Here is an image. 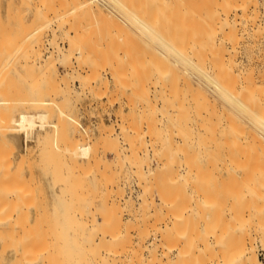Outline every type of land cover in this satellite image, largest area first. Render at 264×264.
<instances>
[{"label":"rangeland","instance_id":"rangeland-1","mask_svg":"<svg viewBox=\"0 0 264 264\" xmlns=\"http://www.w3.org/2000/svg\"><path fill=\"white\" fill-rule=\"evenodd\" d=\"M98 1L97 0H0V23H1L0 29L3 30V32L0 31L1 34L3 35L2 36L0 34V39L2 38L4 40H6L5 39L6 38L5 33H7L9 31L8 33H10L11 35H10V37H9V35L7 36L8 46H10V43L13 47L15 46L16 43L23 46V45H26V43H28V42H26V40L30 41L29 43H31V44H32V42L36 43V44L33 43L34 46L33 45L29 46V43H28L26 46L27 48L25 46L24 47H22V46L17 47L18 44H16V46H15L16 48H13V47L11 48V46H10L11 50L15 49V53H13L14 50L11 52V54L9 53V51H7V52L10 54V56L14 55V57H16V56H18V57H16L17 59H15L14 57L11 56L9 59H6L7 61L10 62V65L7 64L9 62H6L5 64L0 62V64H1L0 68L2 70H6L5 65H9V68H10L9 71L6 70L4 72L5 74H3V75L1 74V73H3V71L2 70L0 71L1 72L0 76L2 75V77H3V81L0 79L2 81V82L0 81V87L5 84L4 83L6 81L5 77H8V78L10 77L12 79H15L16 82L18 83V85L22 86V87L20 89V87H18L17 83L14 82L15 80H11V79L6 78L7 79L6 82H7L8 86H10V88H12V87L15 88V89L12 88L15 91V93L13 90L11 92H13L12 96L14 94H16L17 102H15L16 99L13 98V97H15V95L13 97L9 95V91H8V89L10 90L9 87H8V89H7V87H5L6 88V89L4 88L5 91H3L4 90L3 87H2V89H0V91H1L0 99H3V97L5 98L6 96H7V98L11 97L12 99H14L13 100L14 102H12L14 104V105L12 104L13 107L7 108L8 111H10L12 109V112L10 114L13 115L14 117L16 115H19V113H21V112L38 113V112L45 111V110L48 111L47 108L43 109L41 106H40V108H37L36 106H39V105L35 106L33 103L40 101L39 99H41V98H42L41 100H43V99H48L49 101L52 100V101H50L52 103H50V105L48 107L50 109L49 111H51V114L48 111L51 117L49 116L48 122L46 123V125H47L46 129L48 131L47 132L48 134L46 133V131L41 130L40 127H36L37 129L36 128L34 129V133H31L30 138L28 139V141H26V138H25L26 137V131L24 129H18L20 127H17V129H16L17 132L15 131V133L17 135H19L20 139H21L19 141L20 142L19 146H21L20 150L22 152H21L19 161L22 160V162L20 163L21 169H22L21 179L23 178L24 181L23 180L22 181H23V183H25L24 185H21L20 187L22 188V186H24V187L31 186L30 188H28L29 190H27V188L25 189L27 191H30L33 189L32 186H34V189L32 191L33 196L30 195L29 196V197H31L30 199H29V197L25 198V199H24V197L21 198V200L22 199L25 200V201L23 200V202H25L24 204L21 201L22 202V205L20 204L21 205V211L23 209H24V211H26L25 208L27 207L28 213L26 212V214H25L26 216H25L24 212H23V214L21 212L24 219L21 218V216H20L19 221H20V223H22L24 221V223H22V224H25V225L22 226V224H21V226L23 227V229L24 228L26 230L29 229L28 231H30V229H31V228H29L30 226L33 227L38 223L35 226V229L34 228L31 229L33 232L36 233V237H37L36 240H39V238L42 236L41 234H43L42 237H44V236L48 237L47 239H49V238L55 239V237L57 236L55 240L56 241L58 240L56 243L55 240H53V239L47 240V239L43 238L40 241V243H39V241L36 242L37 244L39 243L38 246L39 245L41 246L40 247L41 250H44V248H45V250L42 252L38 251V253H41L39 255H42V256H39V259H38L36 264H44V263L48 262V260L47 261H43V260H46L45 254L48 253L47 249H50V246L54 247V244L59 245V248L61 251L65 250V253L66 252L70 253L71 248L74 249L75 246L77 248L78 247L80 248L81 245L78 246V242H81V239L83 240V238H85V240H87L89 242L90 240L93 239V238H91L89 240V237L96 236V233L94 231L97 228L91 227L92 222L90 223V221L87 220L88 218L90 220L92 217H89L90 216L89 214L86 215L84 213L85 214L84 215L82 213L85 210H87V212H88L89 208H87V206H84V204L85 205L89 204L87 201L93 202L92 203L93 205L92 204H91V206L88 205V207L89 206L91 207L92 211L96 207L97 211L100 213L99 214L98 212H96L94 210L95 213H98L95 215H96V218H98L99 224L101 226H103V224L100 222H102L103 218L105 217L106 222L105 223L103 222L104 225H106L107 228H111L110 229L111 233L115 232L117 234V236L121 237V239H122L121 245H120L121 250L126 251L129 249H132V250L138 251L140 249V254L144 255L145 257L149 256V260L153 259L152 256L155 255L156 260L152 263H176L175 260H177V263H198V262L202 263L203 262L202 259L204 257L202 255V257H201L202 262H200L201 261L199 259L200 256L198 257L197 253L201 249V247L203 245H205V243L208 240L209 241L211 240L210 242H212V244L209 242H208V244L211 247H214V250L216 252H217L218 248L221 247V249H222V246L224 247V245H222V243H220V241H218V244L220 243L219 245L216 244L217 241H215L216 242L215 243L213 240L214 238H211L212 236L209 235V233H208L209 236L207 237V239H205L206 240L205 243L203 241H202L203 244L201 243V240H203L204 236L207 235L206 234L207 231H205L203 229L204 228L203 226L205 224H207L208 222L206 220H204V222H207L204 224V222L201 221V218L199 219V217H201L203 215V213H205L206 214V215L204 214L205 218L207 217V220H209L210 217H212V216L215 217L213 215V212H214V214L217 213V215L215 214L216 215V217H215L216 223L214 222L215 218H214V220L211 218V220H213V221L210 220V222L216 225V226L214 225L215 228L218 227V225L220 224L219 218H220V222L221 221L224 222L223 226H222V224L219 226L220 230L222 227L226 228L227 226H229L227 228H229V230H231V232H233L232 231L233 228L236 227V229L234 228V233H236L234 239L232 236H230L231 232H229V234H227L228 232H226V231L228 229H226V231H225V229L223 230V228H222L223 231H221V237H222V232H223L224 239L226 238V235H228L230 238L232 237L231 239L236 241V244H235V241L233 244L235 245V247H238V249H240V251L242 249L241 245L245 244L246 242H247V244H245V246H247V247H249V245H250V247L254 246L253 249H254L255 255L257 256L260 263L264 264V198H263L264 197V194H263L264 193L263 192L264 186L261 185L264 183V182H262V179H261V177L262 178L264 177V171H263L264 170V158H263V156H264V148H263L264 144H259L260 146L263 145V147L261 146L262 148H259V145L257 146L258 141L255 142L256 145L254 144V147L256 146L255 151L257 153H259V152L261 153L262 149H263V152L261 153L262 155L259 153V155L263 158V160L256 153L254 158L256 160L261 159V161L258 160L257 161L258 163H257L256 160H254L257 164L256 165L254 162V166L255 165L258 166L260 163L261 164L258 167H256V166L254 168L252 167L251 168L252 170L250 169V171H249V169H246V168H249V166H248L249 164L246 165V167L243 166L245 169H243V167H241V168L239 167L237 169L233 168L234 170L231 168L225 167L224 165L221 166L223 158L222 159H220V158H221V156L224 157V153H225V151H223V149L225 147L222 146L224 144V140H223L224 137L222 140L219 141V145L214 147V149L211 151L212 153L210 152L211 155L209 154L208 156L207 155L200 156L199 151L197 149L198 144H196V145L194 144V143H196V140H197V136L195 133L196 130H195V113H194V110H195L194 107L196 106V105L194 106V103L197 99L196 98L197 94L194 93L197 91L196 82H195L196 81V77H195L196 61L195 60H197L196 58H198V57L196 56L197 55V53L195 52L196 50L193 51V48L198 47V45L196 44V43H198V40L196 42V39H194V37H193L195 35H193V34L196 33L197 28L200 29L202 27V23H205V21L202 22V20H201L200 24L198 22L197 28H195L196 29L195 30L193 28L196 27L194 25H196V22L198 20L195 21V19H192V21H191L189 19L198 17V14L194 13V12H198L195 9L198 8L200 10V8L202 7L200 11H202V9L205 11L204 7L206 8L207 3L208 4L213 3L212 4L213 7H211V8L214 9L218 6V4L215 5L216 7L214 6V3L216 4L217 2H214V0H212V1L210 0L209 1L210 3L209 2L206 3L205 1H203L204 2L203 4H205V6L204 5L202 6V3H201V4H199V7H197L198 3L194 2L195 0L194 1L189 0V2L187 0L186 2H188V3H186L184 1V4L186 3V5H184V6L182 3H180L177 0L174 1V2H176L175 4H177V5L174 4L173 0H168L171 3L173 2L172 5H170L171 3H168L167 0H165L167 2L162 1V0H158V2L161 1V2H159V7H158V5H157L158 2L156 3L157 0H145L146 3L144 0H128V1H130V2H128V4H126L127 0H119V1L118 0H103L105 3L102 0H98ZM113 1H118V2L121 1L120 3L122 5L116 4ZM134 1H136V4L134 3ZM143 1H144V3H143ZM149 1H151V2H149ZM191 1H193V2H191ZM206 1H208V0H206ZM235 1H237V2L239 1L238 2L239 4H242L243 2H245L246 5H249V7L247 6L244 8H240V7H243L245 4L243 6H241V5L239 6L240 9L246 8V10H242V11L239 9L243 15L240 14L241 12H239V10H237L238 12L237 11L235 12L236 14L238 13L237 15L234 14L236 16L235 19H236V21L239 20L240 23L239 22L236 23L234 25L235 27L232 26L233 24L232 25L230 24V23L236 22L234 20V15H233L234 11H232L229 14V17H227V19L229 18L228 19V23L230 24V25L228 24L229 27L225 26V25H227V20H226V21H224V22H226V24L222 25L221 29L215 30L216 31L215 33L212 30L215 29L214 27H218L220 25H217V26L215 25L212 29H209V31H211L213 33L207 31L208 29L206 28L207 33H205L206 36H204L205 34L203 33V30L205 29V26H207V27L210 26V25L208 26L205 24L204 29L202 30V32H200V33H203L202 35L206 38L207 34L208 35L210 34V36H212L213 34L216 35V33L221 31V32H219V35L218 34L216 36L213 35L212 37H214V38L217 36L221 37V33H222V35L224 34L223 35L224 36V40H223L224 43H222V41H221V38L223 39V36H222L221 38L218 37L220 40L218 38H215L214 40L211 39V40H213V43L211 41V46L214 44V41L219 46L218 41H221L220 45L222 43V45H224L225 47L221 46L222 50L220 47V51H224L223 49L226 48L225 49L226 52H224V53L221 52L222 54L221 53L219 54L220 51H218L219 47H217V45L216 46L214 45V46L216 47L218 53L215 54L216 50H215V47H213V46H212V48L214 49L213 50L214 53L210 52V51H212L211 49H210V51L207 50L208 48H206V47H208L207 45L210 44V38H212V37L208 36L209 40H208V38H207V40H203V46L205 45L206 49L204 47L203 48L209 52L206 53V51H205V54H203V55L207 56V57L208 56L210 57L211 54H212L211 57L221 56L223 58L222 59L223 62H226L227 60L229 62V60H232V62L230 61L231 64H233V63L235 64L238 61L241 62V63L238 62L239 64H242L244 62L243 63L244 67L242 65L243 68H240L241 65H239V64H238V67H235V65L237 63L235 65H232V67H231L230 63L227 62L228 63V65H227L228 70H231V72L232 71L234 72V73L229 72V74H231V76L228 74L229 75L228 78L231 77V79H229V81L230 82L232 81L231 83L229 82V85H231V84L234 85V83L236 81L238 82V79H240V78L246 79V76L248 78H253V80H251V81H253L252 83L254 84L255 87H253V84L249 83L250 80L248 82L245 80L244 83L238 82L239 84H237V82H236L235 83V85H237L236 89L240 88L241 90H244L243 87H245L246 91H249V93L248 92L246 93V95L248 94L247 96H249L247 98H250V96H251L252 102L258 101L257 103L254 102L255 104L251 102L250 106H251V104H253V106H257L259 101H260V104L263 105L264 104V98H263L264 94H262V93L264 91V88H263L264 87V83H263L264 82V76H263L264 75V68H263L264 67V0H256V1L255 0L254 1L253 0H243L242 3H240L241 0H235ZM252 1L254 4H252ZM153 2H154V5L152 4L153 7L150 6L151 7L150 8L147 6V4L150 5ZM198 2H202V0L198 1ZM237 2H236V4H237ZM189 3H190V5H192L191 7L189 6L190 9L193 7V9H191V10H193V12L187 7V4L189 5ZM124 4L127 6H124ZM133 4H135L134 5L135 7L133 6ZM163 4H167V5L164 6ZM194 4H196V6H193ZM128 5H129V7H128ZM140 5H143V6H140ZM180 5L183 7L180 8L179 7ZM200 5H201V7H200ZM168 6H170V7H168ZM174 6H176V8ZM210 6L211 5H208V7H210ZM254 6H256L257 8ZM132 7H134V8L132 9ZM141 7H142L143 11L140 10ZM183 8L186 9L188 14L186 12H184V13L182 12ZM130 9H131V11L129 12ZM137 9L140 10L137 12H140L141 14L134 11ZM132 11H134L135 13H133ZM190 11H191V13H190ZM200 11L198 12L199 16H200L199 19L202 17L203 20H205L206 18H204V16L200 15V13L203 14L204 11H202V12H200ZM142 15H145V17ZM186 15H187V17H186ZM240 15H242V16L240 17ZM20 16H21V18H20ZM149 16H151V17L147 18L148 20L146 19L147 20L146 21L144 18L149 17ZM155 16L158 17V19ZM188 16H190L191 18ZM237 16L239 17V19ZM248 16L250 19H248ZM133 17H134V19H133ZM140 17H141V19H140ZM181 17L183 18V20ZM252 17L255 18L256 20L252 19ZM214 18L215 17H213V19ZM142 19L145 21V23H147V25L144 23V21ZM159 19H162L163 21L162 20L159 21ZM184 19H186V21L188 19L189 21H187V22L189 24L187 22H184ZM213 19H211V20H213ZM123 20H124V22H123ZM141 20H142V22H140ZM179 20H181V21H179ZM154 21H155V23H154ZM207 21L209 24L210 21L209 20H207ZM231 21H233V22H231ZM157 22L158 23L160 22V24H161L160 29L157 26V25H159ZM181 22H184L185 24L187 23L186 25L187 26L189 25L188 26L189 28L186 25L184 27L183 26L184 24H182V27L184 29L182 27H180ZM193 22H194V25H193ZM241 22H242V24H241ZM176 23H178V25ZM252 23H254V24H252ZM22 24H23V26H22ZM58 24H59V26H58ZM148 24H149V26H148ZM155 24L158 28L154 27ZM190 24H192V25H190ZM1 25H4L5 27L1 28ZM199 25H201V27H198ZM70 26H73V27H70ZM127 26H129V27H127ZM190 26H193V27L191 28ZM72 28L76 29L77 31L76 30L74 31ZM120 28H121V30H120ZM147 28H150L152 31L150 29H147ZM256 28L260 31L258 32ZM24 29H27V30H24ZM67 29H70V30H67ZM155 29H157V30H155ZM229 29L234 33L231 32V34H228V33H230ZM261 29H262V31H261ZM124 30L126 31L125 33H124ZM137 30L138 31L140 30V32H138ZM147 30L148 31L150 30V31L148 32ZM177 30H178V32H177ZM186 30H187V32L188 31L189 32L187 33ZM253 30L256 32L255 34H254ZM19 31H20V33H19ZM37 31L39 34L37 33ZM65 31H66V33L68 32V34L64 33ZM84 31H86L87 34L89 33L88 36H87L86 32H84ZM130 31H131V33H130ZM165 31H167V32H165ZM14 32L17 33V35L14 34ZM164 32L167 34V36L163 34ZM181 32H183V33L180 34ZM224 32H227L228 36H225ZM26 33H28V34L26 35ZM36 33L39 35V36H37V38L41 42L44 41L42 44H41V42L37 43V41H39V40L34 38V37H36L35 36ZM69 33H70V36H68ZM79 33L81 35H83V37H81V35ZM83 33L86 35L84 36ZM141 33H142V35H141ZM198 33H199V31H198ZM198 33L196 34V36L199 35V36H197V39H199V37H200V34H198ZM22 34L25 35L26 37H24ZM65 34L68 37H65ZM185 34H187L188 36H185ZM14 35H16V36H14ZM20 35L23 36L24 38L23 37L21 38ZM28 35H29V37H28ZM54 35L57 37H55ZM73 35L78 36V38H79V36L81 37L80 40L77 39L76 37L75 38L78 41V43L81 42V46L84 47L83 49H85L84 51H80V52L83 53V55H84V56L82 55V57L86 58V59H84L86 64L84 61H82L83 59L81 61L84 63H82V64L80 63L81 57L79 55L81 53L78 52L79 50L77 51V49L81 48L79 46V44L77 43L78 46H77V44H75L77 46V48H76L75 45H74L75 47L72 45L73 41H71V40L69 41L70 37H72ZM124 35H125V37H124L125 39L123 38ZM131 35L132 36L134 35L133 38H131L132 37ZM163 35L165 36V38ZM74 36L72 39H74V41H75L74 43H76L77 41L75 40ZM181 36H183V37H181ZM15 37L17 38V40H15V41H17V42L16 43L13 42L14 44H12L11 40L13 41V39ZM53 37H54L55 41L52 40ZM84 37H86L87 39L85 38L86 39L85 40ZM126 37H128L127 38L128 40L126 39ZM129 37H130V39H129ZM226 37H228V38H226ZM255 37H256V39H255ZM82 38L84 39V41L83 40L82 41L85 43L86 47L83 46L84 43H82V41H81ZM2 39H1V41H2ZM19 39H21L22 41ZM147 39H148V41H147ZM227 39L229 40V42ZM18 40L20 41V43ZM165 40H166V42H165ZM230 40H232V41H230ZM86 41H87V43H86ZM172 41L174 42V44ZM205 41L206 42L208 41V43H206ZM4 42H5V44H3ZM4 42H2V44H0V47L3 45L0 48V54L2 53L3 56L2 55L1 56L6 58V56H8L9 54H7L5 51L8 46L6 45L7 44L6 41H4ZM52 42H53V44H52ZM181 43H182L183 49L181 46L180 47L181 51H180L179 46L181 45ZM57 44H59L58 46L60 48L64 49L63 50V49L59 48L62 51V53H61V51H59V53L57 54V52H58V51L56 52V48L58 50ZM52 45H54V46H52ZM174 45H177V46H174ZM28 46H29V48H28ZM43 46H44V48H43ZM54 47H56V48L54 49ZM163 47H165V48H163ZM191 47H193L192 50H191ZM247 47L248 48L251 47V48H249L250 50ZM17 48H20L19 50H21V51L24 50L23 51L24 53L22 54L21 51L16 50ZM37 48H39V49H37ZM40 48H42L43 50L40 51V54H39L38 52H39V50H41ZM52 48H53V50H52ZM90 48H91V50L89 51ZM93 48H94V50H93ZM160 48H161V50L163 48L164 51L163 50L160 51ZM170 48H171V50H170ZM26 49H30V50H28V52H27ZM33 49L36 50L37 54H34L35 52ZM83 49H81V50H83ZM127 49L128 50L130 49L131 52L128 51ZM31 50H33V51H31ZM227 50L229 52H227ZM16 51H18V52L16 53ZM52 51L54 52V55H53V53H51ZM125 51H127V54L125 53ZM185 51L187 53H184ZM3 52H5V54H3ZM31 52H33V53L31 54ZM69 52H71V53L74 52V53L71 54ZM197 52L199 53V55H201V53L199 52V48H198ZM41 53H42V56H41ZM86 53H88L90 55L93 54V55L90 56ZM193 53H195V54H193ZM232 53H233V55L235 54L234 56L236 58L232 55ZM15 54H18V55L15 56ZM190 54L192 56H194V55L195 56L191 57ZM226 54H229V55L231 54V56L227 55L230 57V59H229V57H226ZM25 55H28L31 58L30 57L28 58V56L24 58ZM34 55L36 57H34ZM124 55L127 58H125ZM236 55H238V56H236ZM51 56L54 57V61H53V58ZM92 56L97 57V58L100 57V58H98V60H96L97 58L95 59ZM243 56H245V57H243ZM249 56L250 57L253 56V57L250 58ZM216 57H214L212 59H213V62L215 61L214 62V63H216L215 65L217 67H219V65L221 64L220 62H222V61H221L220 57H218V61H217ZM231 57H233V58L231 59ZM12 58L15 59V60L13 59V63L11 62ZM26 58H28V59H26ZM47 58H48V60H47ZM75 58H77L79 60L77 61V59H75ZM89 58L90 59L93 58V60L88 61ZM128 58L132 59V61H130ZM185 58H186V61H185ZM234 58L236 60L238 58V60L237 61L235 60L236 61L235 62L233 60ZM10 59H11V61H10ZM50 59H52V60H50ZM125 59L126 60L128 59L129 63ZM2 60H0V61H2ZM6 60H3V61L5 62ZM27 60H28V62H26ZM49 60L53 61L52 67L50 65L51 62ZM34 62L36 64H34ZM78 62L80 65H78ZM247 62L249 64H247ZM25 63H27L28 67H26ZM71 63H72V67H71ZM185 63H186V65H185ZM214 63H213V65H214ZM227 63L224 64L225 69H226ZM2 64H3V68H2ZM29 64L34 65L35 68L30 67ZM47 64H49L50 67ZM53 64L55 65V67H53ZM64 64H66V65H64ZM97 64H98V67H97ZM131 64L134 65V67H132V70H131V73H133L132 75L130 73ZM11 65H12V67H11ZM46 65H47V68H46ZM81 65H82V67H81ZM87 65H88V67H87ZM91 65L93 68L91 67ZM22 67H23V69L25 68L24 71H23ZM43 67L46 69V71ZM111 67H114V70H111V69H113ZM27 68H29V69H27ZM40 68H42L41 69L42 72L40 71ZM56 68H57V70H56ZM189 68L192 70H190ZM235 68H236V70H234ZM93 69L96 71H94ZM134 69L135 70L137 69L136 72L139 73V75L136 74V72H133ZM238 69L240 70V72L243 73V77L241 76L242 73L237 71ZM53 70L57 74H54ZM89 70H92V71H89ZM249 70L253 72L252 75L249 72ZM17 71H18V73H17ZM47 71H50V73L52 72L53 75ZM93 71L95 72V75H93L91 77V75L94 73ZM111 71L113 73H111ZM143 71H145V72L143 73ZM146 71H148V72H146ZM149 71H151V73H149ZM157 71H159V72H157ZM28 72L33 74V75H30ZM90 72H92V73H90ZM181 72L184 74V78H185V80H183V82L186 81V83H187L188 82L187 80H189L190 84L189 83H187V84L190 85L189 87L191 89L188 87V85L185 82H184V84L187 85V87L185 85H183V83L181 82V79L183 78V74ZM247 72H248V74L249 73L250 74L247 75ZM257 72H259L260 74L259 73L257 74ZM42 73L46 76H44ZM72 73H73V75H72ZM76 73H81V74H76ZM158 73H159V77L162 78L161 80L163 81V87L160 85V84H162V83H160L161 81L159 80L160 82H158V78H159ZM180 73L182 74V78H181ZM235 73H236V76L240 73L238 75L239 77L237 76L238 78H236L237 80L232 78L235 76L234 75ZM8 74H10V76ZM96 74H97V76L99 74L100 75L97 77ZM142 74L144 76H148V78L144 77ZM245 74H246V76H245ZM38 75H39V77H37ZM59 75H60V77H59ZM63 75H64V77H63ZM250 75H251V77H249ZM20 76H22V77H20ZM40 76H41V79H40ZM48 76H50V79ZM77 76H79V78H77ZM84 76H87L89 78L88 79L86 77L84 78ZM24 77L25 78L27 77V78L25 79ZM56 77H57V79H55ZM62 77H63V79L67 78V80L64 79L63 82L68 81L65 83H67V85H68V83H70L69 84L70 89L68 87H67L68 90L65 89L66 84L62 82V79H60ZM93 77L94 78L97 77V78L94 79ZM137 77H139L140 79ZM30 78L31 79L33 78V79L30 80ZM81 78L86 79V80H84L85 82L82 81ZM90 78H91V80H90ZM233 79L235 80V82H233ZM241 79H240V81H244ZM8 80H11L10 84H9ZM26 80H27V82H25ZM48 80H51L52 82H53V80L56 81L54 83L57 86H54L55 84L52 83L51 81L50 82L53 84V86H50L51 83ZM58 81H60V83L62 82L63 84L62 83L60 84ZM156 81H157V84L159 86L158 85L154 86V84H156ZM31 82L33 83V85ZM246 82H247V84L249 83V85L245 86ZM257 82H259L260 84ZM12 83L14 86L12 85ZM59 84H60V86H58ZM82 84L85 86L87 84V86L85 87ZM250 84H251V87H250ZM232 85H231V87L234 88L235 85H234V87ZM256 85H258V86H256ZM79 86H80V88H79ZM156 86L158 88H156ZM54 87H56L57 89H61L58 92H60V91L65 92V90H66L65 93L63 92V96H65V98L66 97L67 98L65 99L62 96V93H61L60 97L58 98L55 95V93L57 91L56 92L54 91L55 92L54 94L52 92H48V91H53ZM256 87H258V88H256ZM56 88H54V89L57 90ZM87 88H89V89H87ZM161 88H163V90ZM249 88L252 90H250ZM17 89H19V92L16 91ZM45 89H48V91H46ZM240 89H239V91H240ZM258 89H260V90L258 91ZM41 90L43 91V93ZM69 90H71V91L75 90V91L71 92L72 94H70ZM67 91H69V92L67 93ZM239 91H238V93H239ZM5 92L8 93V94L6 93V96H4L5 94H2ZM11 92H10V94H11ZM20 92H21V94H20ZM46 92H48V93H46ZM58 92H57V95L59 94ZM75 92H76V94L78 93V95L75 96L74 95ZM50 93H51V97H50V95H48ZM160 93H161V96L159 97ZM242 93H245V92H242ZM163 94H164V96H163ZM252 94H254V95H252ZM256 94H259L258 95L259 97ZM260 94H262V95L260 96ZM20 95H23V96H20ZM54 95L56 96V98ZM162 96L165 97V99H166L165 103L161 102V100L163 99ZM242 96H244V95H242ZM245 96H244V99L246 98ZM252 96H254V97H252ZM193 97L196 99H194ZM26 98H28V99H26ZM53 98H55V99H53ZM158 98H160V101L158 100ZM63 99L65 100V102L63 101ZM77 99H79V100H77ZM53 101H55V103ZM248 101H250V99ZM248 101H247V103H249ZM59 102H61V103H59ZM16 103H17V106H16ZM61 105H63V106H61ZM34 106L37 108L36 109L37 111L35 109H33ZM250 106L248 105V109ZM258 106H259V104H258ZM258 106H257V108H258ZM52 107H54V108L52 109ZM256 110L258 111V109H256ZM261 110L263 111V109H261ZM0 111H1V109H0ZM52 111L54 112L53 114H52ZM253 111H254V109H253ZM61 112H63V113H61ZM57 113H58V115H57ZM60 115H62V116H60ZM59 116H60V118H59V122H58L59 124H58L57 118ZM64 118H66V119H64ZM63 122H64V124H63ZM38 124H40V123L38 122ZM53 125L54 126L57 125L56 131H55V128ZM76 126H77V128H76ZM0 127H1V122H0ZM249 127L251 128L252 132L253 131L255 132V130H254L255 126L252 127L250 125ZM249 127H247V128H249ZM59 129H61V130L59 131ZM108 129H110V131ZM112 129H113V131H112L113 133H111ZM135 130H137V131H135ZM60 132H62V133H60ZM135 132H136V134H135ZM0 133H1V129H0ZM110 133H111V136H109ZM63 135L66 136V138ZM60 136L61 137L63 136V137L61 138ZM58 137H60V139H58ZM78 139H79V141H77ZM181 139L184 140L186 143L184 150L182 149V147L185 144H183L184 142H182ZM73 140L75 141V143ZM69 141L73 142V144L70 143ZM55 142H56V144H55ZM181 142H182L183 146H182ZM40 143H41V145H40ZM58 143H60V145ZM77 143H79V144H77ZM76 144L81 145V146H85V148H87V146H89V150H87L89 158L76 156V155H73L71 153L72 151H75V148H77V147H73ZM160 144L163 145L165 148L163 146H162L163 148H161V146L159 148ZM65 147H66V150L62 149ZM53 148H54V151H53ZM219 148L222 150H220ZM47 149H50V150L52 149V150L48 151ZM57 149L62 150L61 151L62 154ZM174 149L176 150V153L178 151L177 154L175 153ZM185 149H186V151H185ZM179 150L181 152L184 151L187 156L184 155L183 152H182L183 155L182 154L180 155ZM215 150L217 151V153L220 152L218 154L219 157H217V153ZM64 151H68L70 153H67L68 155L66 154V156H65ZM169 151L170 152L173 151V152L166 155V153ZM196 151H197V155L195 153ZM116 152H123V154L125 153L126 155H130L131 152H134V153L137 152L139 154V156H137V157L139 159L141 158V160H143L141 162L142 166L137 167L138 169L136 170L135 169L136 167H131V165H129L130 162H132V161H130V160L128 161L127 158L125 159L124 155L122 156L121 160L119 158L114 157ZM145 152H147V154ZM163 152L164 153L166 152L165 155L170 156L171 160L169 159V157H167L169 160V161H167L166 156L165 157L163 156L164 158H161L162 155H164ZM92 153L93 154L95 153L97 156L95 154H94L95 155L94 156ZM134 153H132L133 154L132 156H134ZM160 153H161V155H160ZM173 153H175V156H173ZM44 154H45V156H44ZM138 154H136V155H138ZM156 154H158V155H156ZM212 154H213L214 158H213ZM136 155H135V157H136ZM146 155H147V157H145ZM29 156H31V158H29ZM68 156L70 157L69 159L67 158ZM184 156H185V158H184L185 161L182 162V160H184L182 157H184ZM113 157H114V159H113ZM129 157L131 158V156H129ZM173 157H175V158H173ZM215 157H217V160H214V159H216ZM257 157H258V159H257ZM53 158H54V160H53ZM66 158H67V160H65ZM138 158L132 159L133 163H134V161L136 162V165L141 161V160H138ZM145 158H148V159H145ZM206 158L208 160L211 159V161L210 162L208 161V162L209 163L213 162V164L211 163L212 165L211 164L208 165ZM25 159H27V160H25ZM88 159H90V160H88ZM70 160L72 163L70 162ZM27 161H30L29 167L31 168L32 172L29 171L30 168L27 166V164H28ZM64 161L66 162V165H64L65 164ZM73 161H76V162L78 161L76 167H74L75 162H73ZM54 162L55 163L57 162L56 163L57 165ZM67 162L68 163L70 162V163L68 164ZM82 162H83V165H82ZM22 163H24V164H22ZM48 163H49V165H48ZM96 163H98V164H96ZM54 164L56 165V167ZM184 164H185V166L187 165L188 167L187 166L185 167ZM81 165H82V167H81ZM139 165H140V163H139ZM180 166H181V168H180ZM260 166H261V168H260ZM27 167H28V170H27ZM32 167H33V169H32ZM67 168L68 169L70 168L71 170L70 169L68 170ZM74 168H76V169H74ZM78 168H80V169L82 168L83 171H82V169L79 170ZM187 168L188 169L191 168V170H187ZM224 168H226V169H224ZM43 169H46V170H43ZM59 169H61V170H59ZM139 169H141V170H139ZM183 169H185V170H183ZM242 169H243V171H242ZM259 169L262 171H259ZM57 170H59V172L60 171L61 172L64 171V172L59 173ZM66 170L69 172V173H67L68 176L71 175L73 178V176L76 175V177L73 179L70 177L71 178L70 180H69V178H66L67 177V174L65 172ZM73 170L74 171L76 170L77 172H79V174L76 171L74 172ZM33 171L35 173V174H33V177L35 176V178H34L35 182L33 181V184L30 185V184H28L27 181L25 182L24 176L27 178L28 173L29 172L33 173ZM45 171L47 172V174ZM52 171H53V173H55V175L52 173ZM71 171H72V173L70 174ZM190 171H191L192 175L189 173ZM82 172H84V173H82ZM73 173H75V175H73ZM231 173H232V175H230ZM58 174H59V176H57ZM61 174H63V175H61ZM233 174H234V176H233ZM78 175H81V178ZM259 175H260V177H259ZM47 177L50 178L51 183ZM60 177L62 179L64 178V180L59 179ZM95 177H97V178H95ZM253 177H255L256 182H255V180H253L254 179ZM79 178L84 179V180L79 181L80 180ZM259 178H260L259 181L261 183L258 181ZM74 179H75V181H73ZM93 179H95V180L99 179V180L95 181ZM55 180H57V181H55ZM77 180L79 183L76 182ZM4 181L2 182L0 180V217H2V215L9 216V222H8L9 224L7 223L3 229H2V227H0V229H2V230H0V264H17V253H16L17 245H18V239H17V237H18V235H17V221H18L17 220V204H16L15 196H11V195L7 194V192H6V188H8V186L10 184L13 185L14 182L10 183L7 180H4ZM67 181H68V184H67ZM69 181H70V184H69ZM53 183H54V185H53ZM63 183H66V184H63ZM59 184H61V185L63 184L66 187L69 185V187H71V190L69 187H67L68 190L66 189V187L64 189H66L67 192L70 191V193H67L64 189H63L64 193H62L63 192L62 189H61L62 192L57 188L55 189V186L59 185ZM96 184H98V185H96ZM251 184L253 185L252 188L249 187V186H251ZM258 184H259V187H258ZM243 186H245V187H243ZM254 186H255V189H253ZM24 187L22 189H24ZM256 188H257V192H256ZM259 188H260V191H259ZM22 189H20L22 191L21 196L22 195L27 196L28 192L23 191ZM251 189H253L254 191H252ZM2 190H4L6 192V194ZM230 190H232V191H230ZM131 191L135 192L133 194L134 199H132L134 202L130 201V199H129ZM58 192L61 194L60 197L61 196H63V197L65 196V197L60 198L59 195L56 194ZM229 192H232V195H233L232 197L230 196L231 193H229ZM235 192L238 193L237 195L241 194V196H234V194L236 195ZM248 192L249 193L252 192V193L249 194ZM65 193L67 195H65ZM71 193H73V195ZM80 193H82V194H80ZM68 194H70V195H68ZM227 194H229V197H227L228 196ZM252 195L254 196L253 197L254 200L252 198L253 201L251 200ZM261 195H263V196H261ZM260 196L262 198H260ZM243 197H245V198H243ZM79 198H80L81 202H80ZM144 198H146V200H144V201H146L147 203L149 202L148 205H146L145 202H144V204L142 203V199H144ZM247 198H250L249 201ZM168 199H170V200L172 199V202ZM240 199L241 200L244 199L245 204L244 203L242 204L241 203L242 201L240 202ZM34 200L37 202H35ZM167 200H168V202H171V203H169L170 205L168 203H166ZM217 200L219 201L218 203H217ZM231 200H232V202H231ZM255 200H257V202ZM259 200L262 202L260 203ZM26 201H28L27 203H29V204H26ZM30 201H32L33 203L35 202L36 205ZM63 201L66 202L67 206H64L66 204ZM74 201H75V203H74ZM82 201H84V202H82ZM150 201H153V202H150ZM164 202L166 203V206H165ZM255 202H256V205H257V203H259V204L256 206ZM209 203H210V205H208ZM213 203H215V205L212 207H215L216 211H214L215 208H213V212H211L212 211L211 204H213ZM230 203H233V204H230ZM251 203L253 206L254 205L255 206L252 207ZM73 204H75L76 207ZM142 204H143V207H141ZM229 204H230V206H229ZM246 204H248V205L250 204V205L248 206ZM27 205H29V207ZM171 205L174 207L171 208ZM231 205H233L234 207L236 205V210H234V208L232 210L233 206L231 207ZM207 206H210V208H209L210 210H208ZM243 206H244V208H246L248 210V213H247L246 209L241 208ZM247 206H248V208H247ZM260 206H262L261 207L262 211H261V209H259ZM81 207L83 209H84V207H86V209L84 211H81ZM239 207L241 209H237ZM255 207H256V210L258 208V211L255 210ZM54 208H56L55 211H54ZM77 208H80L81 212L78 211L79 209H77ZM167 208H169V209H167ZM229 208H231V211ZM41 210H42V212H41ZM64 210L67 211V212H65V214H64ZM217 210H219V215H218ZM77 211H78V213H76ZM38 212H39V214H38ZM57 212H58V214H57ZM69 212L71 213V216H70ZM220 212H224V214H222ZM257 212H258V214L261 212L260 215H262L261 217L263 218V220L261 221L262 223L259 222L260 220L256 219V215H258ZM53 213L55 214V216ZM210 213H212V214H210ZM63 214H64V216H63ZM236 214H238V215H236ZM247 214H248V217H247ZM43 215L45 217H43ZM101 215L103 216V218ZM228 215L230 217H226ZM234 215L237 217H235ZM260 215L258 216L259 219H260ZM28 216H29V218H28ZM38 216H39V219H38ZM80 216H83V217L85 216V219L83 217H80ZM178 216H180V217L178 218ZM223 216L226 218L225 221L222 219ZM52 217H53V219H52ZM86 217H87V219H86ZM232 217L236 221V224H235V222L233 223L234 220L232 219L233 220L232 221L230 219L232 221V223L235 225L234 227L231 223H226V221L227 220L230 221L229 218H232ZM239 217L243 220L245 219V221H246V223L243 222L244 225L242 223L243 226H241V229L243 227H245V232L247 234L246 235L243 234L244 238H243V236H242V238L247 239V237L251 236L248 238V239H250V241L246 240V239H245L246 241L244 240L245 243H244L242 238H239V236L242 235L244 228L240 232L241 235L239 234V236H238V232H237L238 228L240 230V227L238 226V225H240L239 223H241L243 221ZM238 218L241 220V222L239 221ZM246 218L247 219L249 218L250 221L248 222ZM21 219H22V221H21ZM56 219L58 220V222ZM175 219L176 220L179 219L178 221H180V219H181V221L180 222L176 221L178 224L175 223V226H171L172 228H170V227L165 228V225H164L165 222H168V220H169V222L170 221L174 222ZM253 220L257 221L259 224H257ZM238 221H239V223H238ZM53 222H55V223H53ZM80 222H85V226H86V223H90L89 226L87 224V226L89 228L86 226L89 229L88 233H87L88 229L84 227L83 223L82 224L84 227V231H83L82 225L80 224V226H79ZM107 222H108V224H106ZM26 223H27L28 227L26 226ZM59 223L60 224L63 223V225L60 226ZM211 223H208V224H211ZM217 223H219V224H217ZM237 223H238V225H237ZM248 223H252V224H250L251 225L250 229L252 228L256 232H252L253 230H251V231L249 230V224ZM0 224H1V221H0ZM208 224H207V227H209ZM213 224L210 225L212 229L214 228V226H212ZM230 224L232 225L233 228L230 227L231 226ZM56 225H57V227H60V228H57ZM256 225H258V226H256ZM63 226H65V228H67V230H69L68 235H67L66 229L65 228L63 229ZM76 226L79 227L80 229L82 228L81 229V231L83 232L82 234H81V231H79V229ZM237 226H238V228H237ZM53 227H56V228H53ZM52 228H53V230L56 229L57 231H53ZM100 228H98L99 230H97V232H99V233L104 232V231H102L103 227H100ZM104 228H106V227H104ZM36 229H37V231H36ZM46 229H47V231H46ZM60 229H62L61 231H63V232L59 231ZM40 230H42V231H40ZM43 230H45V232ZM85 230H86V232H85ZM105 230H107V232H108L109 229H105ZM207 230H208V228H207ZM64 231H65V233H64ZM204 231H205V233L203 236L202 234ZM209 231H210V229H209ZM213 231H214V229H213ZM213 231L211 230V232H213ZM39 232L41 233L40 234L41 236L39 235ZM56 232L58 234H56V236H54ZM174 232H176L175 235L177 236V238H178V236L179 237L182 236V240L179 238L178 239L175 238L173 236ZM47 233H48V236H47ZM50 233H52V235ZM216 233L218 234L217 237L220 238L219 237L220 236L219 231H215V234ZM251 233H253V234H251ZM62 234H63V236H62ZM64 234L67 236L64 237L65 236ZM83 234H85V237H83ZM200 234L202 235V237L200 236ZM49 235H51V236H49ZM87 235H89V236H87ZM216 235H214V236H216ZM60 236H62V237H60ZM87 237H88V239H87ZM217 237H215L216 240H217ZM236 237H237V239L238 238L239 239L237 240ZM68 238H71V240ZM96 238L97 237H95V239ZM201 238H203V239H201ZM252 238H253V240H252L253 243L251 242ZM254 238H255V241H254ZM60 239H62V240L60 241ZM67 239H68V241L66 242ZM79 239H80V241H79ZM43 241H48V243L47 242L44 243ZM51 241H52V243H54V242L55 243L51 245ZM73 241H76L75 245H74ZM160 241H162V242H160ZM222 241H223V244H225L223 239H222ZM229 241H230V239L228 240L227 245L229 244ZM41 242L44 245L41 244ZM69 242H70V245H69ZM71 242L73 245L71 244ZM225 242H227V241L225 240ZM58 243H60V244H58ZM64 243H65V245H64ZM85 243H86V241H85ZM230 243H232V242L230 241ZM237 243L238 244L240 243L239 246ZM248 243H250V244L248 245ZM80 244H82V243H80ZM46 245H48V246H46ZM71 245L73 247L69 248V250L67 251L66 247L67 246L69 247ZM176 245H177L178 249L174 248V246L176 247ZM232 245H231V247L233 248ZM42 246H45V247H43V249H42ZM215 246L216 247L220 246V247H218L216 249ZM245 246L242 245V247H245ZM170 247H172V249H174V251H169V254H170L169 255L167 251ZM229 247L230 246H228V250L229 249L231 250L232 248H229ZM62 248H64V249H62ZM73 249H72V251H73ZM197 249H199V250L197 251ZM9 250L11 252L10 254L8 253ZM38 250H40V249H38ZM201 250L203 251V248ZM204 250H205V248H204ZM232 250H234V248ZM232 250H231V252H232ZM45 251H46V253H45ZM235 251H237L238 254L240 253V251L237 250V248L235 249ZM4 252H5V256L3 254ZM43 252H44V254H43ZM205 252H208V250H206ZM211 252H212V250H211ZM211 252L207 253V254L205 253L206 254L205 260H207V255L211 254ZM216 252H214V254ZM220 252L222 254V250ZM220 252L219 253L217 252L218 256H220L219 255ZM234 252H232V253H234ZM237 252H235L234 254H237ZM125 255H126L125 253H122L120 257L122 259H124ZM211 255H212V257L216 256V255H213V253ZM6 256H8V257H6ZM218 256L214 259L211 258V256H210L209 259L210 260L212 259L213 261L212 260L211 261L213 263H215V262L217 263V261H218V263H222V260H221L222 258L219 260V259H217ZM43 257H44V259H43ZM198 260H200V261H198ZM205 260H204V262H206ZM210 260H209V263H212ZM206 263H208V260ZM53 264H56V263H53ZM63 264H66V263H63ZM69 264H72V263H69Z\"/></svg>","mask_w":264,"mask_h":264},{"label":"bare ground","instance_id":"bare-ground-1","mask_svg":"<svg viewBox=\"0 0 264 264\" xmlns=\"http://www.w3.org/2000/svg\"><path fill=\"white\" fill-rule=\"evenodd\" d=\"M98 1V0H97ZM103 1V0H102ZM119 1V0H118ZM118 1H113V2H115L116 4H120V5H122L120 2H118ZM145 1V0H144ZM144 1H143V3H144ZM162 1H165V0H162ZM168 1V0H167ZM167 1H165V2H167ZM175 0H173V2H174ZM177 1H179L180 3H182L183 4V6L184 5H186V3H188L189 2V0H188V2H186L187 0H177ZM184 1L186 2L185 4H184ZM194 1V0H193ZM193 1H191V2H193ZM198 1H201V0H198ZM197 0H195L194 2H196V3H198V6L197 7H199V4H201L202 3V6L204 5L205 6V4H203L204 2L203 1H205L206 3L207 2H209L210 0H208V1H206V0H202V2H198ZM212 1V0H211ZM254 1V0H253ZM253 1H252V4H254L253 3ZM256 1V0H255ZM99 2V1H98ZM104 2V1H103ZM102 2V3H103ZM124 2V1H123ZM128 2H130V1H128L127 0V3L126 4H128ZM141 2V1H140ZM149 2H151V1H149ZM155 2V1H154ZM154 2L153 3H151L150 5L149 4H147V6L148 7H153L152 6V4L154 5ZM158 2V0L156 1V3ZM159 2H161V1H159ZM159 2H158V7H159ZM164 2V3H165ZM172 2V3H173ZM214 2H217L216 4L214 3V6L215 5H217L218 4V6L216 7V8H211V7H213L212 6V4H206V8L204 7V9H205V11L202 9V11H204L203 12V14L202 13H200V15L201 16H204V18H206L205 20H203V18L201 17L200 19H199V11L201 10V5H200V10L198 9H195L196 11H198V12H194V13H197L198 14V19L197 18H191L190 16H188V17H190L191 19H189V20H191L192 21V19H195V21H197L196 22V25H194V22H193V25L194 26H196V27H194L193 29H195V28H197V23L199 22V24H200V22H201V20H202V22L203 21H205V23H202V27H201V25H199L198 27H201L200 29L199 28H197V31H196V33L195 34H193V35H195L196 36V34L198 33V31H199V33L198 34H200V37H199V39H197V36H199V35H197L196 37L195 36H193L194 37V39H196V42H197V40H198V43H196L197 45H198V47L196 48L195 46V48H193V47H191V50H192V48H193V51L194 50H196L195 52L197 53V57L198 58H196L197 60H195L196 61V71H195V77H196V89H197V91L196 92H194V93H196L195 95H196V98H194V99H196V101H195V103H194V108H195V110H194V113H195V130H196V136H197V140H196V143H194L195 145L196 144H198V151H199V154H200V156H202V155H209L210 154V152L214 149V147H216V146H218L219 145V141L220 140H222L223 139V137H224V144L222 145V146H224L225 148V150L223 149V151H225V153H224V157H222L221 156V158L220 159H222V164H221V166H225V167H228V168H231V169H237V168H241V167H243V166H245L246 167V165H248L249 166V168H246V169H249V171H250V169L253 167H255L257 164H256V162L258 161V160H260L261 161V159L263 160V158H264V156H263V158L259 155V153H257L255 150H256V146L254 147V144H255V142H257L258 141V144H257V146L259 145V144H264V104L263 105H261L260 104V101H259V106H258V104H257V106H258V108H257V106H253V104H251V106H250V103L252 102V98H251V96H250V98H247V97H249V96H247L246 95V93L248 92L249 93V91H246V89H245V87H243L244 88V90H241L240 88V91H239V89H236V87H237V85H235V83L237 82H235V80H237L236 78H238L239 76V74L240 73H242V72H240V70L238 69L237 71H239L240 73L236 76V73L234 74L235 76L234 77H232V78H234L233 79V82H235L234 83V85H235V87H234V85H232L234 88H232L231 87V85H229V79H231V77L230 78H228L229 77V75L231 76V74H229V72H231V70H228V68H227V65H228V63H230V61L232 62V60H229V62H228V58L226 59L227 61L226 62H223L222 61V57L221 56H218V57H220L221 58V61L222 62H220L219 64L221 65H219V67H217L215 64L216 63H214L213 62V59L212 58H214V57H216V56H214V57H211V55H210V57L208 56H204L203 54H205V49L206 48H208L207 50H209L210 51V49L212 50V51H210L211 53L213 52V48H212V46L213 47H215L217 44L215 43V41H214V44L211 46V41H212V43H213V40L215 39V38H218L219 36H217V37H212L213 35H215V34H213L212 36H210V34L208 35L207 34V37L205 38L204 36H206V34L205 33H207L206 32V28L208 29L207 31H209V29H212L215 25L217 26V25H220V26H218V27H214L215 29L214 30H212V31H214V33L216 32L215 30H217V29H221V27H222V25H225L226 24V22H224V21H226L227 20V25H225V26H228V19H227V17H229V14L232 12V11H234L233 12V15L235 14V15H237L235 12L237 11V10H239L240 8H244V7H249V5H246L245 4V2H243V0H241L240 1V3H242V4H239L237 1H235V0H214ZM236 2H237V4H236ZM9 3V2H8ZM101 3V2H100ZM105 3V2H104ZM103 3V4H104ZM134 3L136 4V1H134ZM145 3H146V1H145ZM163 3V2H162ZM161 3V4H162ZM168 3H171L170 1H168ZM172 3L170 4V5H172ZM176 2H174V4H175ZM179 3V4H180ZM210 3V2H209ZM135 4H133V6L135 5ZM239 4V5H238ZM245 4V5H244ZM130 5V4H129ZM129 5H128V7H129ZM132 5V4H131ZM144 5V4H143ZM143 5H140V6H143ZM164 6H166L167 4H163ZM162 5V6H163ZM175 5H177V4H175ZM208 5H211L210 7H208ZM243 6V7H240L239 8V6ZM124 6H127V5H125L124 4ZM146 6V7H147ZM156 6V5H155ZM161 6V7H162ZM183 6H179L180 8L181 7H183ZM192 6V5H190V3H189V5L187 4V7L190 9V7ZM193 6H196V4H194ZM131 7V6H130ZM135 7V6H134ZM134 7H132V9L134 8ZM145 7V6H144ZM150 7V8H151ZM168 7H170V6H168ZM175 8H176V6H174ZM186 7V6H185ZM254 7H256V6H254ZM19 8V7H18ZM17 8V9H18ZM126 8V7H125ZM178 8V7H177ZM210 8V9H209ZM257 8V7H256ZM129 9V8H128ZM149 9V8H148ZM185 8H183V10H182V12L184 13V12H186L187 13V11H186V9L184 10ZM191 9H193V7L191 8ZM190 9V10H191ZM209 9V10H208ZM141 11H143L142 10V7H141V9H140ZM140 10H134V11H140ZM188 10V9H187ZM241 11L242 10H246V8L245 9H240ZM239 10V12H241ZM254 10V9H253ZM131 11V9L129 10V12ZM134 11H132L133 13H135ZM180 11V10H179ZM189 11V10H188ZM192 12H193V10H191ZM191 11H190V13H191ZM202 11H200V12H202ZM256 11V10H255ZM238 12V11H237ZM20 13V12H19ZM18 13V14H19ZM137 13H139V14H141L140 12H137ZM181 13V12H180ZM182 13V14H183ZM245 13V12H244ZM132 14V13H131ZM188 14V13H187ZM240 14H242V12L240 13ZM246 14V13H245ZM14 15V14H13ZM138 15V14H137ZM184 15V14H183ZM193 15V14H192ZM234 15V20L236 21V19H235V16ZM243 15V14H242ZM242 15H240V17L242 16ZM18 16V15H17ZM124 16V15H123ZM132 16V15H131ZM142 16H144L145 17V15H142ZM181 16V15H180ZM247 16V15H246ZM245 16V17H246ZM118 17V16H117ZM121 17V16H120ZM138 17V16H137ZM151 16H149V17H146V18H144L145 20L147 19V18H150ZM156 17V16H155ZM185 17V16H184ZM186 17H187V15H186ZM185 17V18H186ZM194 17V16H193ZM213 17H215L214 19H213ZM238 17V16H237ZM20 18H21V16H20ZM19 18V19H20ZM139 18V17H138ZM153 18V17H152ZM151 18V19H152ZM157 19H158V17H156ZM182 18V17H181ZM231 18V17H230ZM9 19V18H8ZM33 19V18H32ZM119 19V18H118ZM133 19H134V17H133ZM137 19V18H136ZM135 19V20H136ZM140 19H141V17H140ZM139 19V20H140ZM154 19V18H153ZM187 19V21H189ZM211 19H213V20H211ZM238 19H239V17H238ZM237 19V20H238ZM248 19H250L249 18V16H248ZM252 19H255V18H253L252 17ZM143 20V19H142ZM142 20L140 21V22H142ZM148 20V19H147ZM146 20V21H147ZM155 20V19H154ZM160 20H162V19H159V21ZM178 20V19H177ZM182 20H183V18H182ZM200 20V21H199ZM207 20H209L210 22H209V24H208V21ZM231 20V19H230ZM229 20V21H230ZM233 20V19H232ZM233 20V21H234ZM242 20V19H241ZM246 20V19H245ZM256 20V19H255ZM258 20V19H257ZM10 21V20H9ZM144 21V20H143ZM151 21V20H150ZM153 21V20H152ZM156 21V20H155ZM155 21H154V23H155ZM163 21V20H162ZM179 21H181V20H179ZM186 21V19H184V22H187ZM233 21H231V22H233ZM120 22V21H119ZM123 22H124V20H123ZM149 22V21H148ZM177 22V21H176ZM184 22H181V26L180 27H182V24H184L183 26L185 27V25L188 23H184ZM207 22V23H206ZM223 22V23H222ZM239 22V20L238 21H236L235 23H230L233 27H235L234 25L236 24V23H238ZM249 22V21H248ZM9 23V22H8ZM129 23V22H128ZM144 23H145V21H144ZM158 23V22H157ZM163 23V22H162ZM240 23V22H239ZM247 23V22H246ZM1 24V23H0ZM60 24V23H59ZM59 24H58V26H59ZM143 24V23H142ZM146 25H147V23H145ZM159 25H157L158 27H159V29H160V27H161V24H160V22L158 23ZM177 25H178V23H176ZM189 24V23H188ZM205 24L206 25H210L209 27H207V26H205ZM229 24V25H230ZM241 24H242V22H241ZM252 24H254V23H252ZM62 25V24H61ZM65 25V24H64ZM72 25V24H71ZM117 25V24H116ZM120 25V24H119ZM122 25V24H121ZM130 25V24H129ZM154 25V24H153ZM176 25V26H177ZM190 25H192V24H190ZM245 25V24H244ZM3 26V27H2ZM22 26H23V24H22ZM74 26V25H73ZM73 26H70V27H73ZM148 26H149V24H148ZM156 26V24H155V28H158ZM163 26V25H162ZM187 26V25H186ZM189 26V25H188ZM187 26V27H188ZM204 26H205V29H204ZM224 26V27H225ZM243 26V25H242ZM253 26V25H252ZM259 26V25H258ZM5 26L4 25H1V28H4ZM27 27V26H26ZM127 27H129V26H127ZM191 28L193 27V26H190ZM229 27V26H228ZM232 27V28H233ZM239 27V26H238ZM246 27V26H245ZM257 27V26H256ZM260 27V26H259ZM134 28V27H133ZM144 28V27H143ZM142 28V29H143ZM152 28V27H151ZM166 28V27H165ZM183 28V27H182ZM181 28V29H182ZM189 28V27H188ZM237 28V27H236ZM261 28V27H260ZM7 29V28H6ZM35 29V28H34ZM58 29V28H57ZM74 31L76 30V29H74V28H72ZM125 29V28H124ZM128 29V28H127ZM146 29V28H145ZM147 29H150V28H147ZM154 29V28H153ZM178 29V28H177ZM184 29V28H183ZM187 29V28H186ZM199 29V30H198ZM204 29V30H203ZM226 29V28H225ZM231 29V28H230ZM229 29V30H230ZM257 29V28H256ZM255 29V30H256ZM20 30V29H19ZM24 30H27V29H24ZM29 30V29H28ZM32 30V29H31ZM30 30V31H31ZM67 30H70V29H67ZM120 30H121V28H120ZM136 30V29H135ZM151 30V29H150ZM149 30V31H150ZM155 30H157V29H155ZM164 30V29H163ZM179 30V29H178ZM178 30H177V32H178ZM196 30V29H195ZM202 30H203V33L205 34L204 36L202 35L203 33H200V32H202ZM232 30V29H231ZM230 30V33H228V34H231V31ZM234 30V29H233ZM244 30V29H243ZM0 31L1 32H3V30H1L0 29ZM11 31V30H10ZM36 31V30H35ZM64 31V30H63ZM77 31V30H76ZM138 31V30H137ZM142 31V30H141ZM148 31V30H147ZM148 31V32H149ZM152 31V30H151ZM160 31V30H159ZM158 31V32H159ZM205 31V32H204ZM247 31V30H246ZM257 31L259 32L260 30H258L257 29ZM261 31H262V29H261ZM1 32H0V34H1ZM9 32V31H8ZM5 33V39L6 40H4V39H2V41H1V39H0V44H2V42H4V41H6V45L8 46V41H7V36L9 35V37H10V33ZM16 32V31H15ZM14 32V34H16L17 35V33H15ZM61 32V31H60ZM71 32V31H70ZM84 32H86V31H84ZM126 31L124 30V33H125ZM138 32H140V30L138 31ZM144 32V31H143ZM165 32H167V31H165ZM163 33L164 35H166L167 36V34L166 33ZM186 32H187V30H186ZM189 32V31H188ZM187 32V33H188ZM209 32H211V31H209ZM208 32V33H209ZM219 32H221V31H219ZM219 32L218 33H216V35L218 34L219 35ZM252 32V31H251ZM253 32H254V34L256 33L254 30H253ZM252 32V33H253ZM3 33V34H4ZM19 33H20V31H19ZM22 33V32H21ZM31 33V32H30ZM37 33H38V31H37ZM36 33V37H34L35 39H38L37 38V36H39L38 34ZM53 33V32H52ZM64 33H66V31L64 32ZM63 33V34H64ZM72 33V32H71ZM123 33V32H122ZM130 33H131V31H130ZM145 33V32H144ZM151 33V32H150ZM153 33V32H152ZM156 33V32H155ZM183 32H181L180 34H182ZM192 33V32H191ZM211 33H213V32H211ZM225 33V36H228V34H227V32H224ZM232 33H234V32H232ZM242 33V32H241ZM261 33V32H260ZM28 33H26V35H27ZM58 34V33H57ZM66 34H68V32L66 33ZM66 34H65V37H68V36H70V33H69V35L68 36H66ZM77 34V33H76ZM80 34V33H79ZM84 34V33H83ZM86 34H87V32H86ZM86 34H84V36L86 35ZM89 34V33H88ZM88 34H87V36H88ZM134 34V33H133ZM139 34V33H138ZM149 34V33H148ZM179 34V33H178ZM247 34V33H246ZM251 34V33H250ZM2 35V34H1ZM16 35H14V36H16ZM23 35V34H22ZM75 35V34H74ZM73 35V36H74ZM81 35V34H80ZM127 35V34H126ZM130 35V34H129ZM128 35V36H129ZM136 35V34H135ZM141 35H142V33H141ZM163 35V36H164ZM192 35V34H191ZM215 35V36H216ZM224 35V34H223ZM222 35V33H221V37L223 36ZM249 35V34H248ZM3 36V35H2ZM13 36V37H14ZM24 37H26L25 35H23ZM23 36H21L20 35V37L22 38ZM53 36V35H52ZM55 36V35H54ZM73 36L72 37H70V39H69V41L71 40V41H73L72 42V45L74 46L75 44H77L78 43V41L76 40V38L77 39H79L80 40V38L81 37H83V35H81V37L79 36V38H78V36H74V38H75V40L77 41L76 43H74L75 41H74V39H72L73 38ZM132 36V35H131ZM134 36V35H133ZM133 36L131 37V38H133ZM145 36V35H144ZM160 36V35H159ZM185 36H188L187 34H185ZM212 37V38H210V44L209 45H207L208 47H206L205 45L203 46V40H207V38H208V40H209V37ZM254 36V35H253ZM256 36V35H255ZM23 37V38H24ZM28 37H29V35H28ZM55 37H57V36H55ZM125 37V35L123 36V38ZM161 37V36H160ZM181 37H183V36H181ZM192 37V38H193ZM221 37H219V38H221ZM231 37V36H230ZM239 37V36H238ZM252 37V36H251ZM258 37V36H257ZM4 38V37H3ZM33 38V37H32ZM33 38V39H34ZM86 37H84V39H85ZM122 38V39H123ZM128 37H126V39H127ZM136 38V37H135ZM144 38V37H143ZM158 38V37H157ZM164 38H165V36H164ZM186 38V37H185ZM218 38V39H219ZM226 38H228V37H226ZM241 38V37H240ZM250 38V37H249ZM12 39V38H11ZM27 39V38H26ZM25 39V40H26ZM57 39V38H56ZM64 39V38H63ZM84 39L82 38L81 39V41L83 40L84 41ZM87 39V38H86ZM85 39V40H86ZM125 39V38H124ZM129 39H130V37H129ZM163 39V38H162ZM189 39V38H188ZM211 39H213V40H211ZM239 39V38H238ZM255 39H256V37H255ZM9 40V39H8ZM15 40H17V38L15 37L14 39H13V41L11 40V42H12V44H14V43H16L17 41H15ZM19 40H21V39H19ZM18 40V41H19ZM29 40V39H28ZM39 40V39H38ZM52 40H54V37H53V39ZM51 40V41H52ZM128 40V39H127ZM146 40V39H145ZM159 40V39H158ZM168 40V39H167ZM193 40V39H192ZM191 40V41H192ZM220 40V39H219ZM224 36H223V39L221 38V41H222V43H224ZM228 40V39H227ZM244 40V39H243ZM254 40V39H253ZM252 40V41H253ZM22 41V40H21ZM48 41V40H47ZM55 41V40H54ZM65 41V40H64ZM68 41V42H69ZM82 41V43H84ZM88 41V40H87ZM87 41H86V43H87ZM124 41V40H123ZM147 41H148V39H147ZM161 41V40H160ZM180 41V40H179ZM190 41V40H189ZM221 41H218L219 43V46L217 45V47H219L218 48V51H220V47L222 46V47H225L224 45H222V43H221V45H220V42ZM230 41H232V40H230ZM14 42V43H13ZM26 42H30V41H27L26 40ZM38 42H41L40 40L39 41H37V43ZM44 42V41H43ZM43 42H41V44L43 43ZM50 42V41H49ZM165 42H166V40H165ZM173 42V41H172ZM206 42V41H205ZM228 42H229V40H228ZM19 43H20V41H19ZM22 43V42H21ZM28 43H26V45H19L18 43H16V44H18L17 45V47L18 46H22V47H26L27 46V44ZM33 43L34 42H32V44L31 43H29V46H31V45H33ZM51 43V42H50ZM58 43V42H57ZM71 43V42H70ZM195 43V42H194ZM206 43H208V41L206 42ZM237 43V42H236ZM3 44H5V42L3 43ZM16 44H15V46H16ZM34 44H36V43H34ZM52 44H53V42H52ZM79 44V46L81 47V48H79V49H77V51L79 52V53H81L80 51H84L85 49H83L84 47H82L81 46V42H79L78 43ZM78 44H77V46H78ZM173 44H174V42H173ZM251 44V43H250ZM254 44V43H253ZM56 45V44H55ZM59 44H57V47H58V50H57V48L56 47H54V49L56 48V52H57V54L59 53V51H61L60 49H63V48H60L59 46H58ZM64 45V44H63ZM70 45V44H69ZM178 45V44H177ZM177 45H174V46H177ZM180 45V44H179ZM215 45V46H214ZM247 45V44H246ZM3 46V45H2ZM1 46V47H2ZM10 46H11V48L13 47L12 45H11V43H10ZM10 46H8L7 47V49L5 50L6 51V53L7 54H11V52L14 50V52L13 53H15V49H13V50H11V48H10ZM13 47V48H16V47ZM29 46H28V48H29ZM34 46V45H33ZM32 46V47H33ZM38 46V45H37ZM52 46H54V45H52ZM76 46V45H75ZM74 46V47H75ZM77 46H76V48H77ZM83 46H85V43H84V45ZM182 46V43H181V45L179 46V49H180V47ZM0 47V48H1ZM64 47V46H63ZM73 47V48H74ZM86 47V46H85ZM205 49H204V48ZM222 47H221V50H222ZM262 47V46H261ZM4 48V47H3ZM27 48V47H26ZM31 48V47H30ZM43 48H44V46H43ZM47 48V47H46ZM60 48V49H59ZM70 48V47H69ZM72 48V47H71ZM95 48V47H94ZM94 48H93V50H94ZM159 48V47H158ZM163 48H165V47H163ZM163 48H162V50H163ZM177 48V47H176ZM198 48H199V52L201 53V55H199V53L197 52V50H198ZM242 48V47H241ZM248 48V47H247ZM249 48H251V47H249ZM248 48V49H249ZM10 49V50H9ZM20 48H17L16 50H18V51H21V50H19ZM37 49H39V48H37ZM41 50H39V54H40V51H42L43 49L42 48H40ZM81 49H83V50H81ZM156 49V48H155ZM182 49H183V46H182ZM226 49V48H225ZM225 49H223L224 51H220L219 52V54L221 53V52H226L225 51ZM232 49V48H231ZM2 50V49H1ZM28 50H30V49H26V51L28 52ZM34 50V54H37L36 53V50L35 49H33ZM33 50H31V51H33ZM52 50H53V48H52ZM64 50V49H63ZM72 50V49H71ZM76 50V49H75ZM91 50V48L89 49V51ZM92 50V51H93ZM126 50V49H125ZM128 50V49H127ZM161 50V48H160V51H162ZM170 50H171V48H170ZM215 50H216V52H215V54L216 53H218V51H217V49H216V47H215ZM250 50V49H249ZM7 51H9V53L7 52ZM18 51H16V53L18 52ZM24 51V50H23ZM23 51H21L22 52V54L24 53ZM25 51V52H26ZM38 51V50H37ZM128 51H130L131 52V50L129 49ZM158 51V50H157ZM164 51V50H163ZM177 51V50H176ZM180 51H181V49H180ZM190 51V50H189ZM209 51H206V53L207 52H209ZM261 51V50H260ZM20 52V53H21ZM191 52V51H190ZM227 52H229L228 50H227ZM232 52V51H231ZM247 52V51H246ZM12 53V54H13ZM33 52H31V54H32ZM51 53H53V55H54V52L52 51ZM61 53H62V51H61ZM68 53V52H67ZM69 53H71V52H69ZM74 52H72L71 54H73ZM77 53V52H76ZM125 53L127 54V51H125ZM129 53V52H128ZM164 53V52H163ZM162 53V54H163ZM184 53H187L186 51L184 52ZM192 53V52H191ZM214 53V52H213ZM237 53V52H236ZM254 53V52H253ZM263 53V52H262ZM3 54H5V52H3ZM10 54L8 55V56H6V58L5 57H2L3 55H2V53L0 54V60H6V59H9L11 56H10ZM28 54V53H27ZM66 54V53H65ZM64 54V55H65ZM70 54V55H71ZM86 54H88V53H86ZM193 54H195V53H193ZM222 54V53H221ZM239 54V53H238ZM245 54V53H244ZM250 54V53H249ZM259 54V53H258ZM2 55V56H1ZM16 55H18V54H15V56ZM44 55V54H43ZM52 55V56H53ZM62 55V54H61ZM82 55H83V53H81L79 56L81 57V59H80V61L82 60V61H84L85 62V60L84 59H86V58H84V57H82ZM88 55H90V54H88ZM91 55H93V54H91ZM90 55V56H91ZM129 55V54H128ZM191 55V54H190ZM225 55V54H224ZM227 55H229V54H226V57H229V56H231V54L229 55V56H227ZM232 55H233V53H232ZM235 55V54H234ZM233 55V56H234ZM21 56V55H20ZM28 55H25L24 56V58L25 57H27ZM41 56H42V53H41ZM51 56V57H52ZM66 56V55H65ZM84 56V55H83ZM98 56V55H97ZM127 56V55H126ZM130 56V55H129ZM195 56V55H194ZM194 56H192L191 55V57H194ZM236 56H238V55H236ZM12 57H14V55L12 56ZM16 57H18V56H16ZM16 57H14L15 59H17ZM22 57V56H21ZM30 56H28V58H29ZM34 57H36L35 55H34ZM63 57V56H62ZM87 57V56H86ZM92 57H94V56H92ZM124 57H125V55H124ZM165 57V56H164ZM218 57H216V60L218 61ZM225 57V58H226ZM235 57V56H234ZM243 57H245V56H243ZM250 57V56H249ZM253 57V56H252ZM252 57H250V58H252ZM5 58V59H4ZM14 58H12V61H11V59H10V61L13 63V59ZM28 58H26V59H28ZM31 58V57H30ZM39 58V57H38ZM41 58V57H40ZM53 58V61H54V57H52ZM95 59L97 58V57H94ZM98 58H100V57H98ZM98 58L96 59V60H98ZM125 58H127V57H125ZM180 58V57H179ZM184 58V57H183ZM187 58V57H186ZM186 58H185V61H186ZM224 58V59H225ZM233 57H231V59H232ZM236 58V57H235ZM233 59L234 61L236 60V59ZM247 58V57H246ZM14 59V60H15ZM35 59V58H34ZM59 59V58H58ZM75 59H77V58H75ZM79 59H77V61L79 60ZM129 59V58H128ZM128 59L126 60L127 62H128ZM181 59V58H180ZM229 59H230V57H229ZM257 59V58H256ZM0 61V62H2V63H6V62H9V61ZM21 60V59H20ZM30 60V59H29ZM44 60V59H43ZM47 60H48V58H47ZM50 60H52V59H50ZM49 60V61H50ZM90 60H93V58L92 59H90L89 58V60L88 61H90ZM95 60V61H96ZM100 60V59H99ZM130 61H132V59H129ZM237 60H238V58H237ZM236 60V61H237ZM240 60V59H239ZM249 60V59H248ZM259 60V59H258ZM263 60V59H262ZM40 61V60H39ZM45 61V60H44ZM53 61H50L51 63H50V65H51V67H52V63H53ZM80 62L81 64L82 63H84V62ZM183 61V60H182ZM190 61V60H189ZM233 61V62H234ZM235 61V62H236ZM246 61V60H245ZM257 61V60H256ZM16 62V61H15ZM23 62V61H22ZM26 62H28V60L26 61ZM93 62V61H92ZM98 62V61H97ZM184 62V61H183ZM228 62V63H227ZM239 63H241L240 61H238ZM238 62H236L235 64L233 63V64H231L230 63V65H231V67H232V65H235V67H238ZM249 62V61H248ZM247 62V64H249ZM253 62V61H252ZM11 63V64H12ZM64 63V62H63ZM94 63V62H93ZM129 63V62H128ZM213 63H214V65H213ZM225 63H227L226 64V69H225V66H224V64ZM244 63V62H243ZM243 63L242 64H239V65H241V67L240 68H243L244 67V65H243ZM7 64H9L10 65V62L9 63H7ZM26 64V67H28V65H27V63H25ZM34 64H36L35 62H34ZM85 64H86V62H85ZM88 64V63H87ZM96 64V63H95ZM94 64V65H95ZM184 64V63H183ZM189 64V63H188ZM246 64V63H245ZM9 65H5V67H6V70H8L9 71ZM14 65V64H13ZM16 65V64H15ZM20 65V64H19ZM22 65V64H21ZM24 65V64H23ZM42 65V64H41ZM45 65V64H44ZM47 65H49V64H47ZM47 65H46V68H47ZM50 65H49V67H50ZM64 65H66V64H64ZM78 65H80L79 64V62H78ZM185 65H186V63H185ZM242 65H243V67H242ZM257 65V64H256ZM29 66L30 67H34V65H31V64H29ZM39 66V65H38ZM0 67H1V64H0ZM11 67H12V65H11ZM53 67H55V65L53 64ZM71 67H72V63H71ZM81 67H82V65H81ZM87 67H88V65H87ZM91 67H92V65H91ZM97 67H98V64H97ZM96 67V68H97ZM132 67H134V65H132L131 64V69H130V73H131V70H132ZM2 68H3V64H2ZM16 68V67H15ZM19 68V67H18ZM21 68V67H20ZM35 68V67H34ZM44 68V67H43ZM79 68V67H78ZM85 68V67H84ZM90 68V67H89ZM93 68V67H92ZM111 68H113V69H111ZM110 69L111 70H114V67H111ZM253 68V67H252ZM261 68V67H260ZM264 68V67H263ZM5 69V68H4ZM14 69V68H13ZM22 69H23V67H22ZM27 69H29V68H27ZM41 69L42 68H40V71H41ZM45 69V68H44ZM49 69V68H48ZM70 69V68H69ZM74 69V68H73ZM190 69V68H189ZM231 69V68H230ZM257 69V68H256ZM2 69L0 68V71H1ZM6 70H2L3 71V73H1L2 75L3 74H5L4 72L6 71ZM16 70V69H15ZM25 70V68L23 69V71ZM56 70H57V68H56ZM64 70V69H63ZM84 70V69H83ZM94 70V69H93ZM137 70V69H136ZM136 70L134 69L133 70V72H136ZM190 70H192V69H190ZM228 70V71H227ZM233 70V69H232ZM234 70H236V68L234 69ZM252 70V69H251ZM260 70V69H259ZM258 70V71H259ZM29 71V70H28ZM31 71V70H30ZM45 71H46V69H45ZM78 71V70H77ZM85 71V70H84ZM89 71H92V70H89ZM94 71H96V70H94ZM93 71V72H94ZM139 71V70H138ZM184 71V70H183ZM261 71V70H260ZM16 72V71H15ZM42 72V71H41ZM47 72H49L50 73V71H47ZM53 72H54V74H57V73H55V71L53 70ZM80 72V71H79ZM145 71H143V73H144ZM146 72H148V71H146ZM153 72V71H152ZM156 72V71H155ZM157 72H159V71H157ZM228 72V73H227ZM236 72V71H235ZM244 72V71H243ZM249 72L251 73V75L253 74V72L252 71H250L249 70ZM7 73V72H6ZM17 73H18V71H17ZM29 73V72H28ZM90 73H92V72H90ZM97 73V72H96ZM111 73H113L112 71H111ZM115 73V72H114ZM149 73H151V71H149ZM182 73V72H181ZM180 73V74H181ZM193 73V72H192ZM231 73H234L233 71L231 72ZM249 73V74H250ZM259 72H257V74H258ZM26 74V73H25ZM30 75H33V74H31V73H29ZM39 74V73H38ZM43 74V73H42ZM50 74H52L53 75V73L51 72ZM76 74H81V73H76ZM87 74V73H86ZM101 74V73H100ZM99 74V75H100ZM133 73H131V75H132ZM136 74H138L139 75V73H137L136 72ZM148 74V73H147ZM183 74V73H182ZM182 74H181V78H182ZM229 74V75H228ZM248 74V72H247V75H249ZM256 74V75H257ZM260 74V73H259ZM2 75L0 76V79L3 81V77H2ZM9 76H10V74H8ZM44 75V74H43ZM72 75H73V73H72ZM93 75H95V72L91 75V77L93 76ZM98 75V76H99ZM115 75V74H114ZM135 75V74H134ZM143 75V74H142ZM151 75V74H150ZM164 75V74H163ZM251 75L249 76V77H251ZM5 76V75H4ZM12 76V75H11ZM44 76H46V75H44ZM96 76H97V74H96ZM97 76V77H98ZM103 76V75H102ZM144 76V75H143ZM242 77H243V73H242V75H241ZM245 76H246V74H245ZM258 76V75H257ZM264 76V75H263ZM20 77H22V76H20ZM28 77V76H27ZM26 77V78H27ZM37 77H39V75L37 76ZM49 77V79H50V76H48ZM47 77V78H48ZM59 77H60V75H59ZM63 77H64V75H63ZM63 77L62 78H60V79H62V82H63V80L65 79H63ZM89 78V77H87V76H84V78ZM96 77V78H97ZM140 77V76H139ZM139 77H137V78H139ZM144 77H146V78H148V76H144ZM143 77V78H144ZM151 77V76H150ZM149 77V78H150ZM158 77H159V73H158ZM261 77V76H260ZM11 79V80H15V79H12V78H8V77H5V80L7 81V79ZM25 78V77H24ZM25 78V79H26ZM77 78H79V76H77ZM76 78V79H77ZM82 79L81 78V80L82 81H84V80H86V79ZM94 78V77H93ZM96 78H94V79H96ZM160 78V77H159ZM158 78V82H160V83H162V84H160L162 87H163V81L161 80L162 78H160L159 79ZM262 78V77H261ZM33 79V78H32ZM31 78H30V80H32ZM35 79V78H34ZM40 79H41V76H40ZM52 79V78H51ZM55 79H57V77L55 78ZM140 79V78H139ZM188 79V78H187ZM186 79V80H187ZM241 79V78H240ZM240 79H238V82L240 83V82H245V80L248 82L249 80V83H251V84H253L252 82L253 81H251V80H253V78H248L247 76H246V79H241V80H244V81H240ZM0 80V81H1ZM11 80H8V82H9V84H10V81ZM38 80V79H37ZM36 80V81H37ZM45 80V79H44ZM65 80H67V78L65 79ZM75 80V79H74ZM90 80H91V78H90ZM160 80V81H159ZM183 80H185V78H184V74H183V78L181 79V82L183 83V85H185L184 84V82L186 83V81H184L183 82ZM194 80V79H193ZM1 81V82H2ZM4 82L5 84L3 85V86H1L0 87V89H2V87H3V89L5 88V87H7V89H8V87L10 88V86H8V84H7V82ZM46 81V80H45ZM49 82L51 81V80H48ZM188 82L187 83H189L190 81L189 80H187ZM256 81V80H255ZM14 82H16V80L14 81ZM25 82H27V80L25 81ZM33 82V81H32ZM31 82V83H32ZM38 82V81H37ZM48 82V83H49ZM52 82V81H51ZM50 82V83H51ZM54 82H56V81H54L53 80V82L52 83H54ZM59 83H60V81H58ZM61 82V83H62ZM65 82H68V81H64L63 83H65ZM85 82V81H84ZM232 82V81H231ZM230 82V83H231ZM237 82V84H239ZM247 82H246V84H245V86L246 85H249V83L247 84ZM263 82V81H262ZM17 83V82H16ZM40 83V82H39ZM47 83V82H46ZM49 83V84H50ZM50 84V86H53V84ZM60 83V84H61ZM62 83V84H63ZM186 83V84H187ZM257 83H259V82H257ZM264 83V82H263ZM29 84V83H28ZM55 84V83H54ZM58 84V83H57ZM60 84L58 85V86H60ZM66 84V88L65 89H67V87L70 89V83H68V85H67V83H65ZM190 84V83H189ZM189 84H187L188 85V87L190 86ZM251 84H250V87H251ZM260 84V83H259ZM12 85H13V83H12ZM17 85H18V83H17ZM23 85V84H22ZM32 85H33V83H32ZM35 85V84H34ZM40 85V84H39ZM38 85V86H39ZM81 85V84H80ZM83 85V84H82ZM155 85H158L157 84V81H156V84H154V86ZM187 85H185L186 87H187ZM263 85V84H262ZM14 86V85H13ZM47 86V85H46ZM54 86H57L56 84L54 85ZM63 86V85H62ZM74 86V85H73ZM83 86H85V85H83ZM86 86H87V84H86ZM85 86V87H86ZM159 86V85H158ZM192 86V85H191ZM256 86H258V85H256ZM18 87H20V89H21V87L22 86H19L18 85ZM44 87V86H43ZM84 87V88H85ZM239 87V86H238ZM241 87V86H240ZM253 87H255L254 86V84H253ZM252 87V88H253ZM261 87V86H260ZM13 89H15L14 87H12ZM12 88H10V90L8 89V91H9V95L10 96H12V93L13 92H11L13 89ZM32 88V87H31ZM37 88V87H36ZM47 88V87H46ZM51 88V87H50ZM54 88H56V87H54ZM53 88V91H48V89H45L46 91H48V92H52L53 94L57 91H59V90H61V89H57V90H55ZM64 88V87H63ZM79 88H80V86H79ZM90 88V87H89ZM89 88H87V89H89ZM107 88V87H106ZM156 88H158L157 86H156ZM190 88V87H189ZM247 88V87H246ZM256 88H258V87H256ZM264 88V87H263ZM262 88V89H263ZM6 89V88H5ZM5 89L3 90V91H5ZM52 89V88H51ZM91 89V88H90ZM162 90H163V88H161ZM191 89V88H190ZM250 89V88H249ZM261 89V88H260ZM260 89H258V91L260 90ZM32 90V89H31ZM63 90V89H62ZM68 90V89H67ZM250 90H252V89H250ZM256 90V89H255ZM14 91V90H13ZM16 91H18L19 92V89H17ZM42 91V90H41ZM40 91V92H41ZM55 91V92H54ZM70 91V92H69ZM69 91H67V93L69 92L70 94H72L71 92H73V91H75V90H69ZM81 91V90H80ZM79 91V92H80ZM238 91H239V93H238ZM10 92H11V94H10ZM48 92H46V93H48ZM57 92L55 93V95L59 98L60 97V95H61V93H62V96H63V92L64 91H60V92H58L59 94L57 95ZM65 92H66V90H65ZM64 92V93H65ZM78 92V91H77ZM164 92V91H163ZM242 92H245V93H242ZM252 92V91H251ZM257 92V91H256ZM262 92V91H261ZM0 93H1V91H0ZM6 93L7 92H5V93H2V94H5L4 96H6ZM14 93H15V91H14ZM42 93H43V91H42ZM41 93V94H42ZM8 94V93H7ZM20 94H21V92H20ZM40 94V93H39ZM38 94V95H39ZM193 94V93H192ZM241 94V95H240ZM255 94V93H254ZM254 94H252V95H254ZM262 94H264V91H263V93ZM262 94H260V96L262 95ZM15 95V97H13ZM12 97L14 98V99H16V101L15 102H17V97H16V94H14ZM26 95V94H25ZM28 95V94H27ZM46 95V94H45ZM48 95H50V97H51V93L50 94H48ZM54 95V96H55ZM69 95V94H68ZM75 96L76 95H78V93L76 94V92H75V94H74ZM80 95V94H79ZM158 95V94H157ZM242 95H246L245 97V99H244V96H242ZM257 96L259 95V94H256ZM20 96H23V95H20ZM56 96H55V98H56ZM71 96V95H70ZM81 96V95H80ZM161 96V93L159 94V97ZM163 96H164V94H163ZM162 96V100H161V102L162 103H165L166 101V99H165V97H163ZM193 96V95H192ZM264 96V95H263ZM9 97V96H8ZM26 97V96H25ZM41 97V96H40ZM43 97V96H42ZM64 98H65V96H63ZM79 97V96H78ZM252 97H254V96H252ZM259 97V96H258ZM55 98H53V99H55ZM67 98V97H66ZM65 98V99H66ZM264 98V97H263ZM11 97H9V98H7V96L4 98L3 97V99H0V109H1V111H0V122H1V127H0V129H1V133H0V180L3 182L4 180H7L8 182H14V184L12 185V184H10L9 186H8V188H6V192H7V194H9V195H11V196H15V199H16V204H17V235H18V237H17V239H18V245H17V250H16V253H17V264H36L37 263V261H38V259H39V256H42V255H39V254H41V253H38V251L40 252H42V251H44L45 250V248H44V250H41V246L39 245L38 246V244L40 243V241L43 239V238H45V239H47L48 237H42L43 236V234H41L40 232H39V235L41 236L40 238H39V240H36V233L35 232H33L31 229H35V226L38 224H36L35 226H30L29 228H31L30 229V231H28L29 229H23V227L22 226H24L25 224H22V223H24V221L22 222V223H20V216H21V218H23V212H24V215L26 214V212L28 213V209H27V207L25 208L26 209V211H24V209L21 211V205H22V202H23V200L25 199V198H28L30 195H32L33 193H32V191H33V189H34V186H32L33 187V189L32 190H30V191H27V190H29L28 188H30L31 186H28V187H24V186H22V188L24 187V189H22L20 186L21 185H24L25 183H23V178L21 179V172H22V169H21V165H20V163L22 162V160L21 161H19V158H20V155H21V150H20V147L21 146H19L20 145V136L19 135H17L16 133H15V131H16V129H17V127H20V128H18V129H24L25 131H26V141H28V139L30 138V134L31 133H34V129L36 128V127H40L41 128V130H44V131H46V133L48 132L47 131V129H46V123L48 122V118H49V116H50V114H51V111H49L50 109L48 108L49 107V105H50V103H52V102H50V101H52V100H48V99H43V100H41V99H39L40 101H38V102H34L33 104L36 106V105H39V106H36L37 108H40V106L44 109H48V111L50 112V114H49V112L47 111V110H45V111H41V112H38V113H30V112H21V113H19V115H16L15 117L13 116V115H11L10 113L12 112V109L10 110V111H8V109L7 108H9V107H13L12 106V102H14L13 100L14 99H12ZM26 99H28V98H26ZM83 99V98H82ZM250 99V101H248V100ZM257 99V98H256ZM261 99V98H260ZM77 100H79V99H77ZM76 100V101H77ZM158 100L160 101V98H158ZM254 100V99H253ZM37 101V100H36ZM56 101V100H55ZM55 101H53L54 103H55ZM63 101L65 102V100L63 99ZM247 101L249 102V103H247ZM257 101V100H256ZM25 102V101H24ZM27 102V101H26ZM31 102V101H30ZM194 102V101H193ZM255 102V101H254ZM254 102H252V103H254ZM258 102V101H257ZM257 102H255V103H257ZM57 103V102H56ZM59 103H61V102H59ZM254 103V104H255ZM20 104V103H19ZM58 104V103H57ZM250 106L249 107V109H248V105ZM14 105V104H13ZM30 105V104H29ZM59 105V104H58ZM261 105V106H260ZM16 106H17V103H16ZM33 107V109H37L36 107ZM56 106V105H55ZM60 106V105H59ZM61 106H63V105H61ZM254 108H253V107ZM15 107V106H14ZM263 107V108H262ZM23 108V107H22ZM51 108V107H50ZM54 107H52V109H53ZM64 108V107H63ZM59 109V108H58ZM62 109V108H61ZM253 109H254V111H253ZM256 109H258V111L256 110ZM261 109H263V111L261 110ZM139 110V109H138ZM163 110V109H162ZM37 111V110H36ZM65 111V110H64ZM144 111V110H143ZM257 111V112H256ZM259 112V113H258ZM54 112L52 111V114H53ZM61 113H63V112H61ZM13 114V113H12ZM69 114V113H68ZM57 115H58V113H57ZM65 115V114H64ZM63 115V116H64ZM60 116H62V115H60ZM60 116L57 118L58 119V121H57V123L59 122V118H60ZM51 117V116H50ZM64 119H66V118H64ZM52 120V119H51ZM38 122L40 123V124H38ZM66 122V121H65ZM59 124V123H58ZM57 124V125H58ZM63 124H64V122H63ZM66 124V123H65ZM57 125H53L54 126V128H55V131H56V126ZM62 125V124H61ZM252 126V127H254L255 126V128H254V130H255V132L253 131H251V128L249 127V126ZM254 125V126H253ZM65 127V126H64ZM247 127H249V128H247ZM76 128H77V126H76ZM113 128V127H112ZM37 129V128H36ZM40 130V131H41ZM61 129H59V131H60ZM109 131H110V129H108ZM107 130V131H108ZM22 131V130H21ZM58 131V132H59ZM113 131V129L111 130V133H113L112 132ZM135 131H137V130H135ZM17 132V131H16ZM54 132V131H53ZM55 133V132H54ZM60 133H62V132H60ZM77 133V132H76ZM111 133L109 134V136H111ZM140 133V132H139ZM194 133V134H195ZM40 134V133H39ZM48 134V133H47ZM64 134V133H63ZM79 134V133H78ZM135 134H136V132H135ZM138 134V133H137ZM48 136V135H47ZM64 136V135H63ZM62 136V137H63ZM50 137V136H49ZM61 137V136H60ZM60 137H58V139H60ZM61 137V138H62ZM65 138H66V136H64ZM39 138V137H38ZM37 138V139H38ZM74 138V137H73ZM46 139V138H45ZM64 139V138H63ZM49 140V139H48ZM66 140V139H65ZM256 140V141H255ZM74 141V140H73ZM77 141H79V139L77 140ZM181 141L182 142H184L183 144H185L184 146H183V144H182V142H181V144H182V149L184 150V148H185V146H186V143H185V141L184 140H182L181 139ZM254 141V142H253ZM59 142V141H58ZM70 143H72L73 144V142H71V141H69ZM26 143V142H25ZM29 143V142H28ZM42 143V142H41ZM41 143H40V145H41ZM48 143V142H47ZM61 143V142H60ZM60 143H58L59 145H60ZM74 143H75V141H74ZM51 144V143H50ZM55 144H56V142H55ZM77 144H79V143H77ZM76 144V145H77ZM81 144V143H80ZM180 144V145H181ZM49 145V144H48ZM47 145V146H48ZM53 145V144H52ZM58 145V146H59ZM70 145V144H69ZM73 146V147H77V148H75V151H72L71 153L73 154V155H76V156H81V157H87V158H89V156H88V151L87 150H89V146H87V148H85V146H81V145H77V146ZM256 145V144H255ZM27 146V145H26ZM55 146V145H54ZM66 146V145H65ZM160 146H161V148H163L164 146L163 145H159V148H160ZM163 146V147H162ZM221 146V147H222ZM262 147H263V145H261ZM260 145H259V148H262ZM56 147V146H55ZM42 148V147H41ZM165 148V147H164ZM218 148V147H217ZM216 148V149H217ZM264 148V147H263ZM59 149V148H58ZM57 149V150H58ZM62 149H65L66 150V147L65 148H62ZM181 149V148H180ZM181 149V150H182ZM220 149V148H219ZM218 149V150H219ZM43 150V149H42ZM48 151H51L50 149H47ZM163 150V149H162ZM220 150H222V149H220ZM261 150V149H260ZM53 151H54V148H53ZM58 151H60V153H61V151L62 150H58ZM135 151V150H134ZM165 151V150H164ZM174 151H175V153H176V150L174 149ZM180 151V150H179ZM185 151H186V149H185ZM195 151V150H194ZM216 151V150H215ZM44 152V151H43ZM66 152V153H65ZM158 152V151H157ZM173 152V151H172ZM172 152H165L166 153V155H168V154H170V153H172ZM183 152V154L184 155H186V153L184 152V151H182ZM182 152L180 151L179 153H180V155L182 154ZM219 152V151H218ZM262 152H263V149H262ZM261 152V153H262ZM49 153V152H48ZM55 153V152H54ZM67 153H70V152H68V151H64V154H65V156H66V154ZM132 153H134V152H131V154L130 155H126L125 153L123 154V152H116L115 153V155H114V157H116V158H119L120 160H121V158H122V156L124 155V158L126 159L127 158V160L129 161H132V162H130V164L129 165H131V167H136L135 169L137 170L138 168L137 167H141L142 165H141V162L143 161V160H141V158L139 159L137 156H139V154L136 152V153H134V156H132L133 154ZM146 154H147V152H145ZM164 153V152H163ZM165 153H164V155H162V157L161 158H164L166 155H165ZM175 153H173V156H175ZM177 153H178V151H177ZM176 153V154H177ZM196 153V155H197V151L195 152ZM212 153V152H211ZM215 153V152H214ZM216 153H217V151H216ZM220 153V152H219ZM219 153H217V157H219ZM223 153V152H222ZM258 154V156H260L261 157V159H258V157H257V159L258 160H256L254 157H255V154ZM260 153V154H261ZM46 154V153H45ZM45 154H44V156H45ZM56 154V153H55ZM62 154V153H61ZM93 154V153H92ZM95 154V153H94ZM93 154V155H94ZM136 154H138V155H136ZM182 154V155H183ZM68 155V154H67ZM96 155V154H95ZM94 155V156H95ZM135 155H136V157H135ZM156 155H158V154H156ZM160 155H161V153H160ZM211 155V154H210ZM216 155V154H215ZM262 155V154H261ZM43 156V155H42ZM49 156V155H48ZM55 156V155H54ZM64 156V157H65ZM97 156V155H96ZM99 156V155H98ZM129 156H131V158L133 157V158H135V159H137L138 158V160H141L139 163H140V165H139V163L136 165V162L134 161V163H133V158L131 159ZM164 156V157H163ZM187 156V155H186ZM199 156V157H200ZM212 156H213V154H212ZM257 156V155H256ZM63 157V158H64ZM114 157H113V159H114ZM141 157V156H140ZM145 157H147V155L145 156ZM167 157H169V159L171 158L170 156H166V159H167V161H169L168 160V158ZM210 157V156H209ZM217 157H215L216 159H214V160H217ZM29 158H31V156H29ZM43 158V157H42ZM46 158V157H45ZM68 159L70 158L69 156L67 157ZM67 158L65 159V160H67ZM173 158H175V157H173ZM183 159L185 158V156L184 157H182ZM181 158V159H182ZM208 158V157H207ZM206 158V159H207ZM213 158H214V156H213ZM23 159V158H22ZM47 159V158H46ZM58 159V158H57ZM62 159V158H61ZM73 159V158H72ZM145 159H148V158H145ZM219 159V160H220ZM25 160H27V159H25ZM53 160H54V158H53ZM75 160V159H74ZM77 160V159H76ZM88 160H90V159H88ZM92 160V159H91ZM171 160V159H170ZM174 160V159H173ZM254 160H256V162L254 161ZM41 161V160H40ZM63 161V160H62ZM185 161V159L184 160H182V162H184ZM210 162L211 161V159H207V162ZM26 162V161H25ZM28 162V164H27V166L29 167V164H30V161H27ZM32 162V161H31ZM58 162V161H57ZM56 162V163H57ZM65 162V161H64ZM63 162V163H64ZM70 162H71V160H70ZM69 162V163H70ZM73 162H75V166L74 167H76V165H77V162L76 161H73ZM98 162V161H97ZM202 162V161H201ZM206 162V161H205ZM208 162V165L209 164H213V162H211V163H209ZM253 162V163H252ZM254 162H255V166H254ZM55 163V162H54ZM55 163V164H56ZM68 163V162H67ZM68 163V164H69ZM72 163V162H71ZM133 163V164H132ZM219 163V162H218ZM251 163V164H250ZM258 163V162H257ZM22 164H24V163H22ZM26 164V163H25ZM32 164V163H31ZM53 164V163H52ZM54 164V165H55ZM96 164H98V163H96ZM181 164V163H180ZM211 164V165H212ZM220 164V163H219ZM261 164V163H260ZM259 164V165H260ZM48 165H49V163H48ZM57 165V164H56ZM56 165H55V167H56ZM59 165V164H58ZM64 165H66V162H65V164ZM82 165H83V162H82ZM82 165H81V167H82ZM251 165V166H250ZM258 165V166H259ZM263 165V164H262ZM23 166V165H22ZM31 166V165H30ZM60 166V165H59ZM184 166H185V164H184ZM187 166V165H186ZM185 166V167H186ZM258 166H256V167H258ZM28 167H27V170H28ZM48 167V166H47ZM51 167V166H50ZM54 167V168H55ZM65 167V166H64ZM69 167V166H68ZM72 167V166H71ZM188 167V166H187ZM30 168V167H29ZM58 168V167H57ZM60 168V167H59ZM180 168H181V166H180ZM227 168V169H228ZM260 168H261V166H260ZM32 169H33V167H32ZM66 169V168H65ZM68 169V168H67ZM70 169V168H69ZM68 169V170H69ZM73 169V168H72ZM74 169H76V168H74ZM79 170H81L80 168H78ZM85 169V168H84ZM224 169H226V168H224ZM233 169V170H234ZM243 169H245L244 167H243ZM243 169H242V171H243ZM258 169V168H257ZM43 170H46V169H43ZM59 170H61V169H59ZM59 170H57L58 172H59ZM63 170V169H62ZM71 170V169H70ZM78 170V171H79ZM139 170H141V169H139ZM183 170H185V169H183ZM187 170H191V168L190 169H188L187 168ZM186 170V171H187ZM252 170V169H251ZM29 171H31V168L29 169ZM50 171V170H49ZM74 171V170H73ZM76 171V170H75ZM74 171V172H75ZM82 171H83V169H82ZM86 171V170H85ZM232 171V170H231ZM248 171V170H247ZM259 171H262V170H260L259 169ZM264 171V170H263ZM32 172V171H31ZM31 172H29L28 173V177L26 178L25 176H24V179H25V182L27 181L28 182V184H30V185H32L33 184V181L35 180L34 178H35V176L33 177V174H35L34 173V171H33V173H31ZM46 172V171H45ZM55 172V171H54ZM64 171H60L59 173H63ZM66 172V174L67 173H69L67 170L65 171ZM77 172V171H76ZM258 172V171H257ZM52 173H53V171H52ZM57 173V172H56ZM72 173V171L70 172V174ZM78 174H79V172H77ZM82 173H84V172H82ZM191 175H192V173H191V171L189 172ZM233 173V172H232ZM232 173L230 174V175H232ZM242 173V172H241ZM256 173V172H255ZM260 173V172H259ZM263 173V172H262ZM46 174H47V172H46ZM54 175H55V173H53ZM65 174V175H66ZM189 174V175H190ZM251 174V173H250ZM249 174V175H250ZM261 174V173H260ZM61 175H63V174H61ZM60 175V176H61ZM73 175H75V173H73ZM253 175V174H252ZM50 176V175H49ZM53 176V175H52ZM57 176H59V174L57 175ZM56 176V177H57ZM80 178H81V175H78ZM96 176V175H95ZM233 176H234V174H233ZM255 176V175H254ZM64 177V176H63ZM72 178V176L71 175H69L68 176V174H67V177L66 178H69V180ZM76 177V175L75 176H73V178H75ZM251 177V176H250ZM259 177H260V175H259ZM48 178V177H47ZM72 178V179H73ZM79 178V179H80ZM95 178H97V177H95ZM252 178V177H251ZM254 179L253 180H255V177H253ZM49 179V181H50V183H51V180H50V178H48ZM47 179V180H48ZM56 179V178H55ZM59 179H62L61 177L59 178ZM261 179H262V182H264V177L262 178L261 177ZM21 180V181H20ZM23 180V181H22ZM58 180V179H57ZM57 180H55V181H57ZM62 180H64V178L62 179ZM81 180H84V179H80L79 181H81ZM93 180H95V179H93ZM99 180V179H98ZM98 180H95V181H98ZM260 180V178L258 179V181ZM60 181V180H59ZM73 181H75V179L73 180ZM1 182V183H2ZM5 182V181H4ZM35 182V181H34ZM63 182V181H62ZM76 182H78V180L76 181ZM249 182V181H248ZM255 182H256V180H255ZM260 182V181H259ZM22 183V184H21ZM49 183V184H50ZM72 183V182H71ZM74 183V182H73ZM79 183V182H78ZM261 183V182H260ZM259 183V184H260ZM63 184H66V183H63ZM61 185V184H59V185H56L55 186V189L57 188V189H59L60 191H61V189L63 190L66 186L65 185ZM67 184H68V181H67ZM69 184H70V181H69ZM76 184V183H75ZM250 184V183H249ZM255 184V183H254ZM259 184H258V187H259ZM264 184V183H263ZM263 184H261L262 186H264ZM27 185V184H26ZM53 185H54V183H53ZM73 185V184H72ZM95 185V184H94ZM96 185H98V184H96ZM39 186V185H38ZM64 186V187H63ZM252 184H251V186H249V187H251L252 188ZM67 187H69V185L67 186ZM66 187V189L68 190V188ZM243 187H245V186H243ZM257 187V188H258ZM27 188V190H25ZM36 188V187H35ZM70 188V190H71V187H69ZM95 188V187H94ZM257 188H256V192H257ZM20 189H22L23 191H27L28 192V194H27V196H21V190ZM66 189H64L66 192H67V190ZM253 189H255V186H254V188ZM253 189H251L252 191H254ZM58 190V191H59ZM64 190H63V192L62 193H64ZM94 190V189H93ZM250 190V191H251ZM2 191H4V190H2ZM59 191V192H60ZM98 191V190H97ZM230 191H232V190H230ZM259 191H260V188H259ZM263 191V190H262ZM6 192L4 191V193L6 194ZM31 194H30V193ZM35 192V191H34ZM41 192V191H40ZM58 192V193H59ZM60 192V193H61ZM238 192V191H237ZM241 192V191H240ZM247 192V191H246ZM264 192V191H263ZM26 193V192H25ZM58 193H56L57 195H59V197H60V195L62 194H58ZM67 193H70V191L69 192H67ZM97 193V192H96ZM135 192L134 191H131L130 192V197H129V199H130V201H132V202H134L132 199H134V194ZM229 193H231V197L233 196L232 195V192H229ZM236 193V192H235ZM239 193V192H238ZM238 193H236V195L234 194V196H241V194L240 195H237ZM249 193V192H248ZM250 193H252V192H250ZM249 193V194H250ZM254 193V192H253ZM259 193V192H258ZM41 194V193H40ZM39 194V195H40ZM72 195H73V193H71ZM80 194H82V193H80ZM137 194V193H136ZM243 194V193H242ZM246 194V193H245ZM257 194V193H256ZM262 194V193H261ZM264 194V193H263ZM25 195V194H24ZM65 195H67L66 193H65ZM68 195H70V194H68ZM71 195V196H72ZM226 195V194H225ZM228 196L227 197H229V194H227ZM4 196V195H3ZM33 196V195H32ZM250 196V195H249ZM261 196H263V195H261ZM260 196V198H262ZM24 197V199H22L21 200V198H23ZM61 197H63V196H61ZM60 197V198H61ZM65 197V196H64ZM63 197V198H64ZM67 197V196H66ZM73 197V196H72ZM75 197V196H74ZM78 197V196H77ZM254 196L252 195V197H251V200H252V198H253ZM31 197H29V199H30ZM43 198V197H42ZM58 198V197H57ZM68 198V197H67ZM66 198V199H67ZM70 198V197H69ZM136 198V197H135ZM240 198V197H239ZM242 198V197H241ZM243 198H245V197H243ZM264 198V197H263ZM28 199V200H29ZM34 199V198H33ZM75 199V198H74ZM231 199V198H230ZM248 199V201H249V199L250 198H247ZM42 200V199H41ZM60 200V199H59ZM62 200V199H61ZM68 200V199H67ZM79 200H80V198H79ZM83 200V199H82ZM86 200V199H85ZM144 200H146V198H144V199H142V203L144 204V202H145V204L146 205H148L149 204V202L147 203L146 201H144ZM153 200V199H152ZM165 200V199H164ZM168 200H170V199H168ZM168 200H167V202L166 203H171L172 202V199L170 200L171 202H168ZM229 200V199H228ZM234 200V199H233ZM244 200V199H243ZM243 200H241L240 199V202L243 204H245V200L243 201ZM250 200V201H251ZM253 200H254V198H253ZM252 200V201H253ZM262 200V199H261ZM22 201V202H21ZM25 201V200H24ZM35 201V200H34ZM45 201V200H44ZM166 201V200H165ZM224 201V200H223ZM247 201V200H246ZM247 201V202H248ZM256 202H257V200H255ZM260 201V200H259ZM28 201H26V204H29V203H27ZM30 202H32V201H30ZM35 202H37V201H35ZM35 202L33 203V204H35ZM63 202H65V201H63ZM80 202H81V200H80ZM82 202H84V201H82ZM86 202V201H85ZM89 204H87V205H85L84 204V206H87V208H89L88 209V212H87V210H85L86 209V207H84V209L81 207V211H84V212H82L83 214L85 213L86 215L87 214H89L90 216L89 217H92L90 220H89V218L87 219V217H86V219L88 220V221H90V223H91V227H93V228H97V229H95V233H96V236H93V237H89V240L91 239V238H93L92 240H90L89 242L87 241V240H85V238H83V240L81 239V242H78V246L79 245H81L80 246V248L78 247H74V249L73 248H71V247H73L72 245V242H71V246H67L66 248H67V251L69 250V248H71V250H70V253L68 252H66L65 253V250L63 251H61L60 250V248H59V245H56V244H54L55 242L57 243V241L55 240L56 239V234H58L57 232L55 233V235L54 236H56L55 237V239H53L52 237V239L53 240H55V242L54 243H52V241H51V245L52 244H54V247H52V246H50V249H47L48 250V253L47 254H45L46 255V257H45V259L46 260H43V261H47L48 260V262L51 264L52 262L53 263H56V264H63V263H72V264H261L260 263V261L258 260V258H257V256L255 255V252H254V249H253V247H250V243H248V245H249V247H247V246H245V244H247V242L245 243V241L246 240H249L250 241V239H248L249 237H251V236H249V237H247V239L245 240V239H243L244 238V235H246L247 233L245 232V227H243L244 228V231L242 232V235H241V231L243 230V228L241 229V226H243L244 225V223L243 222H245L246 223V221H245V219L243 220V219H241L240 217V219L241 220H243L242 222H241V220L239 219V221L241 222V223H239V221H238V223L240 224V225H238V223H237V225L240 227V230H239V228H238V226H237V228H238V236H239V234L241 235V236H239V238H242V236H243V241H244V243L245 244H242L243 246H245V247H242V245H241V251H240V249H238V247H235V245L233 244L234 243V241L235 240H232L231 238L233 237V239H234V237H235V235H236V233H234V228L236 229V227H234L235 225L233 224L234 222H235V224H236V221H235V219H233V217L235 216H233L232 218H229V220L231 219H233L232 221H233V223H232V221L230 220V221H226V223H231L232 225H233V227H232V225L230 226V227H232L233 228V232H231V230H229V228H227V227H229V226H227L226 228H224V227H222L223 228V230L225 229V231H226V229H228L226 232H228L227 234H229V232H231V235L230 236H232L231 238L228 236V235H226V238L224 239V237H223V232H222V237H221V231H223L222 230V228H221V230L219 229V226L222 224V226H223V223L224 222H220V218H219V223H217V224H219L218 225V227H216L215 228V224H213V223H211L210 222V220H211V218L214 220V218L216 217V215H217V213H215L214 214V212H213V208H215V207H212V206H214L215 205V203H213V204H211V208H212V211L211 212H213V215L215 216V217H210L209 218V220H207V217L205 218V216H204V214L205 213H203V215L201 216V217H199V219L201 218V221H203L204 222V220H206L208 223H211V224H213L212 226H214V231H213V229L211 228V224H208L207 222H204V224L205 223H207L208 224V226L209 227H207V224H205L203 227V229L205 230V231H207V235L206 236H204V233H205V231L203 232V236H204V239L203 238H201V239H203V240H201V243L203 244V242L205 243V239H207V237L209 236V235H211L210 237L211 238H214L213 240H214V242L215 241H217V243L216 244H218V241H220V243H222V245H224V247L222 246V249H221V245L220 246H218V247H220V248H218V247H216L215 246V248L217 249L218 248V250H217V252L219 253L221 250H222V254H221V252H220V256H218L217 255V252L214 250V247H211L209 244H208V242L209 243H211L212 244V242H210L209 240L205 243V245H203L202 247H201V249L203 248V251L200 249H197V251H198V253H197V256L199 257V259L201 260V257H202V255H203V262H202V260L200 261V260H198V261H200V262H202V263H177V260H175V262L176 263H152V262H154L155 260H156V256L155 255H153L152 257H153V259H151V260H149V256L148 257H145L144 255H142V254H140V249L138 250V251H135V250H132V249H129V250H126V251H123V250H121V248H120V245H121V237H119V236H117V234L115 233H111L110 231V229L111 228H107V226L106 225H104V223L106 222V219H105V217L103 218V216H102V218H103V221L102 222H100V223H102L103 224V226H101L100 224H99V221H98V218H96V215L95 214H98L99 212L97 211V208L95 207L94 209H93V211H92V209H91V204L93 203V202H90V201H87ZM150 202H153V201H150ZM219 201L217 200V203H218ZM231 202H232V200H231ZM234 202V201H233ZM256 202H255V205H256ZM262 201H260V203H261ZM25 202H23V204H24ZM74 203H75V201H74ZM165 203V202H164ZM166 203H165V206H166ZM175 203V202H174ZM227 203V202H226ZM235 203V202H234ZM21 204V205H20ZM65 204H66V202H65ZM78 204V203H77ZM80 204V203H79ZM143 204H142V206L141 207H143ZM230 204H233V203H230ZM230 204H229V206H230ZM238 204V203H237ZM259 203H257V205H258ZM36 205V204H35ZM45 205V204H44ZM74 206H75V204H73ZM72 205V206H73ZM81 205V204H80ZM88 205H90L89 207H88ZM93 205V204H92ZM170 205V204H169ZM208 205H210V203L208 204ZM246 205H248V204H246ZM250 205V204H249ZM248 205V206H249ZM251 205H252V203H251ZM254 205V206H255ZM256 205V206H257ZM261 205V204H260ZM28 207H29V205H27ZM64 206H67V204L66 205H64ZM79 206V205H78ZM82 206V205H81ZM145 206V205H144ZM228 206V207H229ZM233 205H231V207H232ZM248 206H247V208H248ZM253 205H252V207H254ZM37 207V206H36ZM76 207V206H75ZM80 207V206H79ZM94 207V206H93ZM92 207V208H93ZM172 207H174V206H172L171 205V208ZM208 207V210H210L209 208H210V206H207ZM261 207L262 206H260V208L259 209H261ZM226 208V207H225ZM233 208H234V210H236V205H235V207L233 206L232 207V210H233ZM242 209L244 208V206L243 207H241ZM240 207L239 208H237V209H241ZM39 209V208H38ZM77 209H79L78 211H80V208H77ZM167 209H169V208H167ZM230 209V211H231V208H229ZM244 209H246V208H244ZM56 210V208H54V211ZM70 210V209H69ZM96 212H98V213H95V211ZM247 210V209H246ZM255 210H256V207H255ZM53 211V212H54ZM78 211L76 212V213H78ZM80 211V212H81ZM214 211H216V208H215V210ZM218 211V215H219V210H217ZM244 211V210H243ZM256 211H258V208H257V210ZM260 211V210H259ZM261 211H262V209H261ZM21 212H22V214H21ZM41 212H42V210H41ZM65 212H67V211H65L64 210V214H65ZM209 212V211H208ZM225 212V211H224ZM224 212H220V213H222V214H224ZM228 212V211H227ZM251 212V211H250ZM70 213V212H69ZM75 213V214H76ZM232 213V212H231ZM247 213H248V210H247ZM256 213V212H255ZM261 213V212H260ZM260 213L258 214V212H257V214L258 215H256V219L257 220H260L259 222H261L262 220H263V218L261 217L262 215H260ZM21 214V215H20ZM38 214H39V212H38ZM47 214V213H46ZM51 214V213H50ZM54 214V213H53ZM57 214H58V212H57ZM64 214H63V216H64ZM80 214V213H79ZM84 214V215H85ZM100 214V213H99ZM170 214V213H169ZM210 214H212V213H210ZM242 214V213H241ZM30 215V214H29ZM60 215V214H59ZM81 215V214H80ZM206 215V214H205ZM236 215H238V214H236ZM260 215V219H259V216ZM26 216V215H25ZM54 216H55V214H54ZM70 216H71V213H70ZM75 216V215H74ZM77 216V215H76ZM100 216V215H99ZM204 216V217H203ZM209 216V215H208ZM43 217H45L44 215H43ZM66 217V216H65ZM80 217H83V216H80ZM171 217V216H170ZM180 216H178V218H179ZM226 217H230L229 215L228 216H226ZM235 217H237V216H235ZM243 217V216H242ZM247 217H248V214H247ZM254 217V216H253ZM252 217V218H253ZM258 217V218H257ZM28 218H29V216H28ZM42 218V217H41ZM77 218V217H76ZM84 219H85V216L83 217ZM172 218V217H171ZM174 218V217H173ZM183 218V217H182ZM204 218V219H203ZM262 218V219H261ZM24 219V218H23ZM26 219V218H25ZM38 219H39V216H38ZM52 219H53V217H52ZM60 219V218H59ZM105 219V220H104ZM169 219V218H168ZM218 219V218H217ZM222 219L225 221L226 220V218L223 216L222 217ZM247 219V218H246ZM57 220V219H56ZM179 220V219H178ZM178 220H176L175 219V221L174 222H169V220H168V222H165V228H167V227H170V228H172L171 226H175V223H177L176 221H178ZM183 220V219H182ZM213 220H211V221H213ZM0 221H1V224H0V227H2V229L4 228V226L9 222V216H5V215H2V217H0ZM21 221H22V219H21ZM48 221V220H47ZM55 221V220H54ZM61 221V220H60ZM79 221V220H78ZM77 221V222H78ZM86 221V220H85ZM87 221V222H88ZM180 221H181V219H180ZM180 221H178V222H180ZM216 221V218H215V220H214V222ZM247 221L249 222L250 220H249V218L247 219ZM254 221V220H253ZM27 222V221H26ZM50 222V221H49ZM56 222V221H55ZM55 222H53V223H55ZM57 222H58V220H57ZM62 222V221H61ZM104 222V223H103ZM202 222V223H203ZM254 222H256L257 224H259L257 221H254ZM253 222V223H254ZM64 223V222H63ZM63 223H59L60 224V226L61 225H63ZM84 224V227L85 228H87L88 226H89V224L90 223H86V226H87V224H88V226L86 227L85 226V222H80L79 223V226H80V224L82 225V227H83V224ZM216 223V222H215ZM225 223V224H226ZM242 223H243V225H242ZM262 223V222H261ZM9 224V223H8ZM21 224H22V226H21ZM30 224V223H29ZM28 224V225H29ZM35 224V223H34ZM106 224H108V222L106 223ZM178 224V223H177ZM224 224V225H225ZM249 224V230L251 231V230H253L252 228L250 229V227H251V225L250 224H252V223H248ZM255 224V223H254ZM51 225V224H50ZM246 225V224H245ZM261 225V224H260ZM259 225V226H260ZM26 226H27V223H26ZM25 226V227H26ZM48 226V225H47ZM52 226V225H51ZM75 226V225H74ZM103 227L102 229V231H104V232H97V230H99L98 228H100V227ZM177 226V225H176ZM226 226V225H225ZM255 226V225H254ZM256 226H258V225H256ZM262 226V225H261ZM28 227V226H27ZM56 227H57V225H56ZM56 227H53V228H56ZM77 227V226H76ZM84 227H83V231H84ZM104 227H106V228H104ZM248 227V226H247ZM253 227V226H252ZM51 228V227H50ZM49 228V229H50ZM53 228H52V230H53ZM57 228H60V227H57ZM65 228V226H63V229ZM78 229H79V231H81V229L79 228V227H77ZM76 228V229H77ZM89 228V227H88ZM87 228V229H88ZM169 228V229H170ZM175 228V227H174ZM207 228H208V230H207ZM219 230H218V229ZM258 228V227H257ZM2 229H0V230H2ZM66 229V231H67V235H68V231L69 230H67V228H65ZM92 229V228H91ZM101 229V228H100ZM105 229H109L108 230V232H107V230H105ZM209 229H210V231H209ZM217 229V230H216ZM259 229V228H258ZM261 229V228H260ZM26 230V231H25ZM62 229H60L59 231H61ZM94 230V229H93ZM211 230L213 231V232H211ZM36 231H37V229H36ZM40 231H42V230H40ZM44 232H45V230H43ZM46 231H47V229H46ZM53 231H57L56 229L55 230H53ZM215 231H219V234H220V238H218L217 236H218V234L216 235L215 234ZM259 231V230H258ZM52 232V231H51ZM61 232H63V231H61ZM85 232H86V230H85ZM89 232V229H88V231H87V233ZM106 232V233H105ZM211 232V233H210ZM252 232H256L255 230H253ZM49 233V232H48ZM48 233H47V236H48ZM60 233V232H59ZM64 233H65V231H64ZM83 232L81 231V234H82ZM86 233V234H87ZM175 233L176 232H174V234H173V236L175 237V238H177V236L175 235ZM208 233H209V235H208ZM250 233V232H249ZM259 233V232H258ZM51 235H52V233H50ZM244 234V235H243ZM251 234H253V233H251ZM38 235V236H39ZM46 235V234H45ZM51 235H49V236H51ZM65 235V234H64ZM67 235H65L64 237H66ZM178 235V234H177ZM180 235V234H179ZM202 235L200 234V236L202 237ZM214 235H216V236H214ZM225 235V234H224ZM53 236V237H54ZM62 236H63V234H62ZM62 236H60V237H62ZM82 236V235H81ZM87 236H89V235H87ZM91 236V235H90ZM83 237H85V234H83ZM95 237H97L96 239H95ZM215 237H217V240H216V238ZM229 237V238H228ZM79 238V237H78ZM178 238L179 239H181L182 240V236L181 237H179L178 236ZM177 238V239H178ZM238 238V239H239ZM50 239V238H49ZM49 239H47V240H49ZM52 239H50V240H52ZM68 239H70L71 240V238H68ZM68 239L66 240V242L68 241ZM87 239H88V237H87ZM222 239L224 240V243L226 244H223V241H222ZM230 239V241L232 242V243H230V241H229V244L227 245V243H228V240ZM236 239H237V237H236ZM237 239V240H238ZM241 239V240H242ZM62 239H60V241H61ZM199 240V241H200ZM225 240L227 241V242H225ZM252 240H253V238L251 239V242H252ZM39 241V243L37 244L36 242H38ZM59 241V242H60ZM79 241H80V239H79ZM83 241V242H82ZM85 241H86V243H85ZM203 241V242H202ZM240 241V240H239ZM254 241H255V238H254ZM44 243L45 242H47L48 243V241H43ZM74 242V245H75V242L76 241H73ZM160 242H162V241H160ZM178 242V241H177ZM63 243V242H62ZM80 243H82V244H80ZM200 243V244H201ZM219 243V244H220ZM253 243V242H252ZM251 243V244H252ZM37 244V245H36ZM41 244H43L42 242H41ZM50 244V243H49ZM58 244H60V243H58ZM218 244V245H219ZM233 244V245H232ZM235 244H236V241H235ZM238 244V243H237ZM240 244V243H239ZM239 244H238V246H239ZM44 245V244H43ZM56 245V246H55ZM64 245H65V243H64ZM69 245H70V242H69ZM231 245L233 246V248H234V250H232L233 248L231 247ZM46 246H48V245H46ZM228 246H230L229 248H232L231 250H232V252H234L235 251V249L237 248V250H239L240 251V253L238 254V252L237 251H235V252H237V254H234V253H232L231 252V250L229 249L228 250ZM39 247V248H38ZM43 247H45V246H42V249H43ZM52 247V248H51ZM174 248L176 249L177 248V245H176V247L174 246ZM204 248H205V250H204ZM38 249H40V250H38ZM62 249H64V248H62ZM72 249H73V251H72ZM178 249V248H177ZM206 250H208V252H205ZM211 250H212V252H211ZM220 250V251H219ZM169 251H174V249H172V247H170L169 249H168V254H169ZM6 252V251H5ZM5 252L3 253L4 254V256H5ZM211 252V254L213 253V255H216V256H214V257H212V255L211 254H208L207 255V260H208V263H206L207 262V260H205L206 259V254L207 253H210ZM214 252H216L215 254H214ZM9 254L11 253L10 252V250H9V252H8ZM45 253H46V251H45ZM122 253H125L126 255H125V258L124 259H122L120 256H121V254ZM203 253V254H202ZM206 253V254H205ZM43 254H44V252H43ZM170 255V254H169ZM211 256V258H216L217 256H218V258L217 259H221L222 260V263H218V261H217V263L215 262V263H213L209 258H210V256ZM177 256V255H176ZM6 257H8V256H6ZM44 257H43V259H44ZM204 260L206 261V262H204ZM209 260L212 262V263H209ZM215 261V260H214ZM47 262V263H48ZM220 262V261H219ZM47 263H44V264H47ZM48 263V264H49ZM52 263V264H53Z\"/></svg>","mask_w":264,"mask_h":264}]
</instances>
